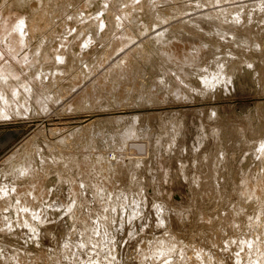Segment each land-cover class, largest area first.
<instances>
[{
    "label": "rangeland",
    "instance_id": "rangeland-1",
    "mask_svg": "<svg viewBox=\"0 0 264 264\" xmlns=\"http://www.w3.org/2000/svg\"><path fill=\"white\" fill-rule=\"evenodd\" d=\"M52 1L53 0H51L50 2L43 5L46 10H48L49 8L51 9V6H53L52 10L54 9L52 12L53 14L52 15L49 14V17L47 19L43 18L44 20H42V19L40 20V19H38L39 18L38 16L33 15L34 13L32 12V10L30 9L29 6H24V5L20 6V7L18 6L15 9L16 11L14 10V12L17 13L19 16H23L22 18H24V19L26 18V20H25L26 21V26H25L26 28H28L29 25L32 23V22H30V20L34 21L33 16L35 17V21H37L39 23V28H35V27L32 28V30H34L33 34L30 33V30L25 33V36L28 38V44H30L32 47H35L37 45V43L42 42V38L45 36H46V38H49L48 39L49 41H51L50 43L47 42L48 40L46 41L47 42L46 48H49V47L50 48L48 49V52H47L49 54V56L44 58V60L45 59L47 60V58H48L47 61L45 60L48 64H44L43 67H47V69L49 68L50 70H52L57 65V66H61V68L64 72L65 71H67V72L69 71V72L66 74L64 73L63 76L61 75L60 78H62L63 80L59 79V81H61L60 84H59L58 79L57 80L53 79V80H51L52 83L51 82L49 83L50 89L48 87L49 90L47 89L46 93L51 95V101L45 102L46 105L49 107L48 111H46L45 113H40V114H37V112L32 111L33 114L26 115V116H20L18 119L7 120L4 123L0 122V165L9 156V154H11L14 150L24 146L26 144V142L29 141L31 138L37 139V141H38L40 137L43 140H45V137H47L48 141L50 139L49 142H51V143L54 142V143H56V145L59 143L60 146L62 145L59 148V150H61V152L58 151L59 155H62V152L63 153L66 152V149H67V153L63 154L64 156L67 154L71 155V153H72L76 157L77 163H76V161H74L75 164L72 163L73 165L71 164L70 166H67L66 170L68 169L69 173L67 171H65V174L66 175L69 174V176H71L73 179L76 178L75 179L76 182H80L82 180H88L86 183H83L82 185L80 183H75L74 186L75 187L79 186L78 188L80 190L84 188V191L89 193V194H87L85 192L83 193L85 200H90V202H87V203L85 202V204H86V205L84 204L85 210L83 209V207L82 208L79 207L80 204L77 203V196L74 193H71L69 191L70 186H68V183L63 182L61 179V176L59 174L56 175L57 172L53 168H49V169L46 168L47 170H44V171L48 174V177H47L48 179L45 180L44 184H45V189H47L49 192V195L50 196L53 195V198L50 197L51 205H53V203L55 204V202L58 203V201H60L62 198H65V202H67V200H68V202L70 203L69 206L70 205L71 206L68 207V204H67L66 208L65 207H59V211H58V207H57V208H53L54 210H51L52 212H50V211H49V213L46 212V217H45L43 224L40 226L38 225L40 230L43 231V232L39 233L38 238L32 237L31 239L27 238V240H26L24 238V237H26V234L23 233L24 227L18 226V224H16V223H15L16 227L14 226V228L12 229L13 230L12 232L16 233V236H14V237L13 236L10 237V235H9V237H7L8 235L6 236L7 238H10V240H11L10 242L7 240L4 241V237H2L4 235V233H2L0 231L2 233V234H0V239L2 240V244L0 243V247H1L0 252L4 253V254L7 253V252H4V250L8 251L6 248L3 247L4 245H6V247L10 250H14V249L16 250V248H17V250L20 251L19 254L26 252V250L28 251L27 256H29V258L27 257L26 259H24L23 257L17 255L18 259L15 260V258H12L15 261L9 262V264L10 263L11 264H31L32 262H33V264H45L46 259L43 256V252L45 255L47 254V252L48 253L53 252L55 249L59 248L60 243L63 242V239L68 240L70 238V236H71L70 233H72L74 231L73 230L74 229V227H73L74 226V217H75L74 215L76 213L78 216H82L83 214H85V215L91 214V213H89L88 208L90 206H92L90 204L93 203V201L95 200V197H94L95 188L92 184L90 185V183H92L91 181L98 178L101 182H103V180H104V183L108 184V187H110L111 191L113 192V193L111 192L112 194L111 193L108 194V197H110L109 200H111V201L114 200V201L109 202V203H111L110 204L111 207H109V209L107 208L105 211V213L108 215L107 221L104 222L103 218L101 220H98L97 223L99 224L100 228L97 227V230L99 232V229H101L99 232L100 236L105 235V238H106L110 235L112 242L114 240V242H113L114 246H115L114 250L117 251V252L113 251V253L116 252V255L115 254H114L115 256L113 255L114 262H119L120 264H131V263L137 264L138 261L135 259H137L136 255H137V252L139 251L141 244H144V242H147V243L148 242L150 243L152 241L154 242V240H156L160 235L162 236L163 234H165L169 230L171 231V229H172V231L175 232L174 234H176L175 236L176 237L178 236L179 240L183 243V246L185 248L184 255L186 253V255L189 257H190V255L193 257H197L194 259L198 260V261L201 258L200 261H204L205 264H208V262L210 264H223L224 262H225L224 264H226V263L230 264L231 261H232L231 264H238L236 262L234 263L233 262L234 260H231V258L229 259L228 257H232V259H233V255H235L234 254L235 250L237 253L238 250L236 248H238L241 240H242L241 243H244L245 242L244 239H246V238L252 239L254 243H260L261 242L260 239H262V242H264V239H263L264 235H262V234H264V220H262V217L264 219V216H263L264 210H262V209H264V206H263V204H264V197H263L264 192H261V191H264V180H263L264 179V173H263L264 164L262 165V163H264V161H263L264 160V131L261 130L264 128V119H263L264 116H262V115H264V110H263L264 109V55H263L264 54V47L261 48V46H264V27H263L264 26L263 25L264 24L263 23L264 22V1L259 0L260 3L262 2L260 4L258 0H242V1L241 0H239V1L238 0H233V1L232 0H230V1L222 0V1H224V3L221 4V2H219V5H217L218 4L217 1H221V0H208V1H206V0H204V1L203 0H155V1L154 0H152V1L151 0H141L142 2L141 1H138V2L134 1V3H133V0H91V3H90V0H64V1L63 0H56L55 2H52ZM1 2H2V4H0V8L6 6L11 1L5 2V1L0 0V3ZM128 2H129V4H128ZM148 2H149V4H148ZM206 2H209L210 4L212 3L211 6L210 5H208V6L211 7L213 10L210 9L208 6H206L207 5ZM122 3H123V5H122ZM213 3H214V5H213ZM240 3H241V7L239 6ZM130 4L131 5L133 4L132 6H134V7L130 6ZM135 4H136V6H135ZM228 4H230V6L232 7V10L234 8V11L230 12L231 7ZM243 4H245L244 7H243ZM250 4H252L254 6L250 7ZM37 5H38V3H37ZM142 5H143V7H142ZM138 6H141V7H138ZM215 6H217V7H215ZM219 6H220V9L223 10V11H221V13H220V10L217 9ZM235 6H238L239 9H238V7H235ZM127 7H128V9H127ZM136 7H137V9H136ZM255 7H257V8L255 9ZM205 8H207V9H205ZM226 8H229V9L227 10ZM132 9L133 10L135 9V10L131 14V12L133 11ZM123 10H125V11H123ZM175 10L177 12H174ZM209 10L214 11V13L208 12ZM217 10L219 12H217ZM255 10H259V11H257V13H256ZM55 11H56V13H55ZM262 11H263V13H260ZM154 12L158 16L155 15ZM215 12H217L219 16H217V13L215 14ZM222 12H224V13H222ZM225 12H226V14H225ZM54 13H55V15H54ZM126 13H128V15H129L128 18L130 20V21L129 20L125 21V22H127L126 25H128V26L125 25L124 26L125 28L122 26H118L119 23H121V22L123 23L124 21H120V22L117 21V24L115 21L114 23L116 24V26H117L116 27L114 25V23L112 22V20L114 21L117 16L121 17L124 20L123 15H125ZM206 13H209V14H206ZM252 13H253V15H252ZM85 14H88L89 17L91 16L92 17L91 19H93V17L96 16L97 20L100 19L103 15H107L108 20L110 18H112V19H110L111 23L110 24L107 23V27L104 26V28L103 27L99 28V25L97 28V26H95L93 23H91V21L90 22L88 21L90 18L88 20H84L85 22L80 21L77 23L76 20H80L82 17H84ZM119 14L120 15L122 14V15L120 16ZM113 15H115V16H113ZM206 15L208 17H206ZM53 16H55V17L52 18ZM98 16H99V18H98ZM257 16H258V19L254 18ZM43 17H45V16L43 15ZM156 17H158V19ZM166 17H168V18H166ZM164 18H166V19L163 20ZM189 18H191V19H189ZM193 18H195V19H193ZM244 18H246V19H244ZM117 19H118V17H117ZM187 19H188V21H187ZM110 20H109V22H110ZM40 21H42V22H40ZM67 22H68V24L66 25L65 23H67ZM138 22L139 23L141 22V23L139 24ZM155 22H156V25H155ZM221 22H222V24H221ZM22 23L25 24V22H22ZM86 23H87V25H86ZM210 24H211V26H210ZM235 24H237V25H235ZM257 24H258V26H257ZM68 25H69V27H68ZM111 25H112L113 30L112 29L110 30ZM113 25L115 28L113 27ZM135 25L137 27H135ZM220 25H221V27L222 26L223 27L221 28ZM227 25H229V26H227ZM260 25H262V27ZM247 26H248L247 30L246 29L243 30L244 27H247ZM251 26H252V29H251ZM241 27H242V29H241ZM253 27H254V29H253ZM135 28H136V30H135ZM183 28H184V30H183ZM185 28H187V29H185ZM36 29H38V30L35 31ZM70 29H71V31H69ZM115 29H117V30H115ZM129 29H130V31H129ZM166 29H168V30H166ZM100 30H102V31H100ZM65 31L67 34L65 33V35H64ZM123 31H124V33H123L124 36L122 34ZM156 31L160 34L158 35V33ZM243 31H246V32L248 31V32L246 33ZM251 31H253V33H251ZM76 32H79L78 35L80 38L78 39V41H79L80 45H79V43H76L75 45L72 44V43L77 42V39L72 38V37H74ZM111 32L113 35L111 34ZM125 32H127V33H125ZM96 33L98 36L96 35ZM116 33L118 35L120 34V36H118ZM254 33H255V35H253ZM90 34H92V35L94 34L93 38H91L92 39L91 41L89 38ZM210 34H212V35H210ZM249 34L251 35V37H249L250 36ZM260 34H261V36H260ZM121 35H122V37H121ZM105 36H106V38H105ZM133 36L135 39L133 38ZM234 36H235V38H234ZM247 36H248V38H247ZM259 36H260V39H259ZM64 37L69 39L70 42H68L69 46L67 48H70L71 50L67 49V51H65L66 47H63V45L60 46L61 41H63ZM86 37L89 38V40H87L88 43L86 40H84V39H86ZM112 37H114V38H112ZM130 38H132V39H131V41L128 42L127 39L130 40ZM219 38H221V41ZM52 39H54V40L52 41ZM111 39H113L114 44L112 43ZM115 39H117V40L115 41ZM119 39H120V41H119ZM121 39H123V42ZM133 39H134V41H133ZM242 39H243V41H241ZM184 40H186V41H184ZM235 40H237V41H235ZM245 40H247V41H245ZM253 40H255L256 42ZM118 41H119V43H117ZM126 41L128 43L131 42L130 45ZM260 41L262 42V44ZM216 42H218V43H216ZM56 43H58V44H56ZM82 43H83V45H82ZM109 43H110V45L112 44L110 46L111 48L108 47ZM123 43H124V45H122ZM188 43H189V45H188ZM222 43H223V45H222ZM229 43L231 45L233 44L232 47L230 46ZM113 45H115V46L113 47ZM118 45L123 46V47L125 46V48H123V47L118 48L119 47ZM215 45H217V46H215ZM105 46L108 47V49ZM44 47L45 46H43V48ZM55 47L57 48L56 50H55ZM135 47H136V50L133 49ZM137 47L141 49V50L138 49L140 52L137 50ZM173 47H174V49H173ZM186 47L187 48L189 47V48L187 49ZM220 47H221V49H220ZM236 47H237V49H236ZM51 48H53V51ZM239 48H242V49H239ZM167 49H169V50H167ZM260 49H262V50H260ZM105 50H107V51H105ZM129 50H130V54H129ZM132 50L133 51L135 50L136 52L134 51L135 52L134 53ZM142 50H143V53H142ZM187 50H188V52H187ZM256 50H258V51H256ZM108 51H110V52L108 53ZM126 51H128V52H126ZM167 51L168 52L171 51V52H169L167 54ZM242 51H243V54H242ZM55 52L57 54L62 53L64 56H66V57H63L62 64L61 63L51 64L52 63L51 60L53 58V57H51V53H52V56H54ZM64 52H66V53H64ZM67 52L68 53L70 52V53L68 54ZM71 52L73 54H75V53L76 54L73 55ZM106 52H107V54H106ZM156 52H157V54H156ZM165 52H166V55H165ZM258 52H259V54H258ZM127 53L129 55V57H128L129 60L127 58L126 59L124 58V56L126 57ZM100 54H102V55H100ZM171 54H173L174 56ZM229 54H231V55H229ZM76 55H78V56H76ZM98 55H100V56H98ZM103 55H105V56H103ZM107 55L110 58L108 57L109 59L107 58V60H106L105 57H107ZM130 55H132V57ZM142 56H144V57H142ZM170 56H173V57H170ZM193 56H194V58H193ZM71 57H72V59H75V60L71 61ZM75 57L76 58L78 57L77 58L78 60ZM215 57H217V58H215ZM97 58H99V59L96 60ZM103 58H104V60H103ZM130 58H132V59H130ZM167 58H169V59L167 60ZM227 58H229L228 60H230V61H228V60L226 61ZM238 59H239V62H237ZM259 59L261 61H259ZM76 60L79 62H76ZM95 60L98 62H96ZM99 60L101 62H99ZM1 61L2 60L0 59V63H1ZM93 61L95 64L92 63ZM72 62L74 64V66L72 65ZM6 63H7V61H4V62L2 61V63L0 64V69L5 70L4 65H6ZM99 63H101V65ZM114 63H115V66L113 65ZM227 63L229 64V66L231 68L229 66H226ZM11 64L12 65L10 67V71H12L14 74H17V73L19 74V71H18L15 63L13 61H11ZM221 64H223V65H221ZM94 65H96V66H94ZM261 65H263V66H261ZM85 66H87V67H85ZM124 66H125V68H124ZM171 66L174 68H172ZM188 66H189V69H188ZM211 66H212V68H211ZM89 67H90L91 73L89 71ZM91 67H93V68H91ZM112 67L115 71L112 69ZM114 67L117 69V71ZM185 67H187V68H185ZM68 68H70V70H67ZM79 68H81V69H79ZM94 68L95 69L97 68V69L95 70ZM92 69H94V70L92 71ZM223 69H225V70H223ZM226 69H228V70H226ZM259 69L261 70V72ZM85 70H86V72H85ZM106 70H109L108 71L109 73ZM123 70H127V72H125ZM230 70H232V71H230ZM110 72H111V75H110ZM228 72H231V74ZM255 72H256V74H255ZM87 73H90V75H88ZM102 73H103V75H102ZM112 73H114V74L112 75ZM167 73H168V75H167ZM233 73H234V76L232 77ZM237 73H238V75H237ZM85 74H87V75L83 76ZM133 74H134L135 78L132 76ZM137 74H138V76L136 77ZM79 75H80V79L78 78ZM96 75L101 76L100 78H102V79L100 80V78H99V80H98V77ZM164 75H166V80L164 79L165 78ZM22 76L24 77V78H22V83L14 88L15 92H14L13 96L18 97L19 101H23L22 102V103H24L23 105L30 107L29 104H31V103H29V102H31V101H30L29 97L32 96L33 90L29 87L28 89H25L24 92H26V94H24L23 92H21V90H22L21 88H22V86H27V84H29V86H32V85L30 83V80L25 75V73L22 74ZM20 77H21V75L19 74L18 76L14 77L13 79L18 81ZM76 77L78 79H76ZM70 78L72 79L73 82L71 81ZM81 78H83V79H81ZM206 78H210V79L212 78V81L216 82L214 84V87L213 86L208 87L206 85V83L204 84L203 80ZM258 78H260V79H258ZM161 79H164V80H161ZM77 80H78V82H76ZM93 81H95V82H93ZM168 81H170V82H168ZM56 82H58V83H56ZM51 84L53 85L52 87H51ZM33 86H35V85H33ZM59 86H62V87H59ZM58 87L60 88L61 93H59L57 91V90H59ZM65 87H66V89H65ZM93 87H96V88L93 89ZM203 87H205V88H203ZM63 88L65 90H63ZM79 88H81V89H79ZM84 88L88 91H85ZM202 88L204 90H202ZM193 89H195V91ZM205 89H207L208 91H206ZM52 90H54V91H52ZM62 90L64 91V93L69 91L70 92V93L68 92L69 95L67 93L64 94ZM196 90H198V93ZM91 91L95 94L92 95ZM176 91H178L177 95L175 93ZM54 93L55 94L57 93V95H52ZM85 94H87L88 96ZM124 94H126V95H124ZM65 95H66V98H65ZM123 95H124V98L127 96L126 97L127 99L125 98V100H126L125 102H124V98L122 97ZM8 96H12V95H8ZM56 96H59L60 99H59V97L57 98ZM73 96H75V97H73ZM91 96H93L94 98ZM55 97H56V99H55ZM82 97H84V98L86 97V98L84 99ZM90 97H91V102H90ZM62 98L63 99L65 98L66 100L61 101ZM38 99L42 100V98L40 96H38ZM70 99H72V100L74 99L73 102ZM86 99H88V100H86ZM94 99H96V100H94ZM122 99H123V102H122ZM60 101H61V103H60ZM76 101H77V104L75 103ZM116 101H119V102H116ZM57 102H58V104H57ZM92 102H94V103H92ZM95 102L99 107L95 104ZM17 103L20 104L19 102H17ZM64 103H65L66 107H65ZM75 104L77 107L74 106L75 109H71V108H73L72 105H75ZM20 105H22V104H20ZM23 105L21 106V108H23ZM78 105H80V107H78ZM33 106L36 107L35 105H33ZM38 107H40V105H38ZM259 107L263 112L258 109ZM28 110H29V112L31 111V109H28ZM177 113H179V114H177ZM256 115H258V116H256ZM218 117H219V119H218ZM245 118H246V120H245ZM235 119H236V122H235ZM171 120H172V122H171ZM241 120L246 121V122H242ZM88 121L89 122L93 121L92 124H94V125L91 124L90 125L91 128L88 127V129H87V127L85 125L87 123H89ZM237 122L238 123L241 122L242 124L240 123L239 125H237L238 124ZM164 123H166V125ZM176 123H177V125H176ZM260 123H262V124H260ZM170 124H172V125H170ZM169 125H170V127H168ZM262 125H263V127H262ZM95 126H96V128H95ZM218 127L220 129H218ZM232 127L234 128V130ZM129 128H130V130H129ZM148 128L150 129V131ZM172 130H173V132H172ZM42 131H43V133H42ZM83 131H84V133H83ZM121 131H122V133H121ZM125 131H126V133H125ZM127 131H128V133H127ZM130 131H132V132H130ZM88 132H90V133H88ZM147 132L149 134H146ZM174 132H176V133H174ZM85 133H87V137L89 138V140L86 139ZM130 133H132L133 135H131ZM170 133H172V134H170ZM200 133L201 134L203 133V134L201 135ZM210 133L212 134L211 137H212L213 141H215L216 143L212 141V139L210 137V135H211ZM244 133H245V135H244ZM72 134L74 137L72 136ZM208 134H210L209 138L206 137V135H208ZM254 134H255L256 139L254 138ZM77 135H78V137H77ZM88 135H91V138ZM127 135H129L130 138L127 137ZM161 135H162V137H161ZM97 136H98V139L96 140L95 138H97ZM136 136H138V137H136ZM151 136H152V138H151ZM157 136H159V137H157ZM168 136H170L171 139H169ZM251 136H253V137L250 138ZM92 137H93V140H91ZM166 137H168V138H166ZM74 138H77V139H74ZM136 138H138V139H136ZM173 138L174 139L176 138V140H174ZM257 139L259 140V142ZM63 140H64V142L66 141L67 143L62 142ZM70 140H71V143H69ZM120 140L121 141L123 140V141L120 142ZM127 140H129V142H127ZM150 140L151 141L153 140V142H151ZM171 140H173L172 141L173 143L170 142ZM91 141L93 143L95 141H97V142L93 144ZM197 141H199V142H197ZM200 141H201V144H200ZM125 143H127V144L125 145ZM155 143H157V145H155ZM69 144L71 145L72 148H73L72 145H74V147L76 149L73 148V149H75V150H73ZM119 144H122L124 146L119 145ZM166 144L167 145L169 144L168 146L170 148H168V146ZM59 145H57V146H59ZM64 145H66V147ZM67 146L69 149L71 148L72 151L71 150L69 151ZM207 147H208V151H207ZM79 148H81L84 151H82L81 149H80L81 150L80 151ZM63 149H64V151H63ZM159 149L161 152L159 151ZM170 149H171V152H169ZM103 150H104L105 154H104V152L102 153ZM154 150H156V151H154ZM209 150H211V151H209ZM205 151H207V153ZM80 152H82V153H80ZM90 152H91V154H90ZM152 153L154 155H152ZM257 153H258V155H257ZM164 154H166V155H164ZM199 154H201V155H199ZM80 155H82V156H80ZM146 155L148 157L149 156L150 157L146 158L147 157ZM172 155L173 156L176 155L177 157L176 156L173 157ZM202 155H203V157H202ZM208 155L210 157H208ZM115 156H118L119 159H117L118 157H115ZM131 156H132V158H131ZM211 156H212L213 160H212ZM138 157H140L141 160ZM168 157H170V158L168 159ZM122 158H123V161H122ZM195 158L197 160H195ZM215 158L218 159V161H216ZM259 158H261V159H259ZM199 159L200 160L202 159V160L198 161ZM113 160H115V161H113ZM104 161H105V163H104ZM137 161H139V162L136 163ZM114 162H116V163H114ZM204 162H207V163H205L206 166H208V163L210 162L211 164L209 163V166H211V167L206 168V166H204V164H203ZM39 163L40 162L38 161V164ZM95 164H96V166H95ZM99 164H100V166H99ZM169 164L171 166H169ZM202 164L204 167L202 166ZM112 165L117 167V168L114 167L115 168L114 169ZM160 165H161V167H160ZM193 165H195L196 167ZM84 166H86L87 168ZM97 167H99V170ZM102 167L104 170H107V172L100 169ZM162 167H163L164 171H163ZM173 167H175V168H173ZM197 167H198V170H197ZM71 168H73V169H71ZM195 168H196V170H195ZM171 169H173V171H171ZM52 170H54V171H52ZM70 170H71V172H70ZM156 170H158V171H156ZM202 170H204V171H202ZM159 171H160V173H159ZM165 171L167 174L165 173ZM51 172H53V173H51ZM125 172H126V174H125ZM172 172H174L173 173L174 175L172 174ZM178 172H179V174H178ZM188 172L190 175L188 174ZM132 173H133V175H132ZM148 173H150L152 175L148 176ZM86 174L89 176V178L87 177ZM105 174H106V176H105ZM244 174H246V175H244ZM84 175H86V176H84ZM142 175H143V177H142ZM254 175L255 176L257 175V176L255 177ZM104 176L106 179L104 178ZM158 176H162V177H158ZM167 176H168V178H167ZM260 176H262L263 179ZM93 177H94V179H93ZM129 177L132 178L131 181H130ZM136 177H137V179H136ZM195 177H196V179H195ZM244 177H246V178L244 179ZM251 177H253L255 179L253 180V179H251ZM110 179L112 180V182L110 181ZM188 179H190V180H188ZM49 180H50V182H49ZM143 180H144V182H143ZM158 181L161 183H159ZM119 182H120V185H119ZM259 183H261L262 185ZM158 184H160V188H159ZM210 184H212V185H210ZM249 184H250V186H249ZM111 185L113 187H111ZM147 185L149 187H147ZM152 185H154L156 187H154ZM90 186H92V187L90 188ZM182 186H184V187L182 188ZM200 186H201V188H200ZM62 187H63V189H62ZM211 187H212V189H211ZM236 187H237L238 191L236 190ZM259 187H260V189H259ZM131 188L133 190H131ZM213 188L216 191L215 195H214L215 191L213 190ZM248 188H249V192H248ZM143 189H145V190H143ZM223 189H225L223 192L224 194H222V192H221ZM147 190H148V193H147ZM181 190H183V191H181ZM211 190H212V193L210 192ZM127 191L131 192L129 194L131 198L128 195L129 192H127ZM121 192H122V194L123 193L124 194L122 195ZM132 192L134 194H132ZM145 192L147 195L145 194ZM158 192H159V194H158ZM172 192H173V194H172ZM207 192H209V194ZM226 192H228V193H226ZM197 193H198V195H197ZM242 193H243V195H242ZM250 193H251V196H250ZM125 194H126V196H125ZM151 194H153V195H151ZM187 194H189V195H187ZM216 194H218V195H216ZM259 194L262 197V198H260V196H259V198L262 201H260V199L258 198ZM60 195L63 197L61 198ZM67 195H68V197H67ZM86 195L87 196L89 195L90 198L87 197ZM186 195H187V198H186ZM193 195H194V197H193ZM234 195L236 196V198L234 197ZM245 195L247 196L246 198H245ZM78 196L80 198V200H78V201L81 203V196L79 194H78ZM218 196H220V197L226 196V197H224V199H225L224 200L223 198L221 199ZM118 197L121 198V199H119V201H118ZM135 197H138L139 199L135 198ZM172 197H173V199H172ZM251 197H252L253 201L249 200V199H251ZM102 198H104V197H102ZM169 198H171V199H169ZM238 198H239V201H238ZM115 199H117V200H115ZM126 199H128V200H126ZM150 199H152V202ZM240 199L241 200L245 199V200H243V203L245 205L242 207H241V204L243 205V203ZM246 199L249 201H246ZM255 199H257L259 202H261L260 203L261 205ZM173 200L175 202H173ZM179 200L182 202V204H177V202H179ZM235 200L238 202H236ZM143 201H145V202H143ZM147 201H148V203H147ZM131 202L133 205L131 204ZM139 202H142V204ZM168 202H169V204H168ZM181 202H179V203H181ZM247 202H248V204H247ZM114 203L116 205L117 204H121V205L116 206ZM122 203L123 204L125 203V204L123 205ZM127 203H129V204H127ZM164 203H166L167 205ZM203 203H205V204H203ZM217 203H219L220 206ZM238 203H240V204L238 205ZM140 204L145 205V206L143 207ZM151 204H153V205H151ZM197 204H199L200 206ZM257 204L260 205L259 206L260 208H258V209L256 208V207H258ZM126 205L129 207H127ZM150 205H151V207H150ZM158 205L162 206L163 208L160 209V207ZM168 205H170V206L168 207ZM176 205H177V207H176ZM234 205H235V210H234ZM255 205H256V207H255ZM135 206H136V208H135ZM188 206H190V207H188ZM225 206H226V208H225ZM237 206H240L241 208H239V207L237 208ZM118 207H119V210H118ZM121 207H122V209H121ZM141 207H143V208H141ZM158 207L160 210L158 209ZM175 207H176L177 211H176ZM198 207H200V208H198ZM63 208H65V209H63ZM131 208H133V210ZM227 208H228V211L226 210ZM247 208H248V210H247ZM143 209H146V210L144 211ZM147 209H149V210L147 211ZM155 209H156V211L158 209L159 212H156ZM198 209H200V211ZM202 209L204 210V212H206L210 216L207 217L208 215L206 213H204ZM222 209H224V210H222ZM28 210H29V208H28ZM63 210H66V211L62 212ZM131 210H132V212H131ZM141 210H142V212H141ZM162 210L164 212L167 211V213H168L167 214L165 212L167 214V216H165L166 214L163 213L166 221L164 223H162L163 224L162 227L165 226V230L163 228H161V226H159L160 224L158 225V223H157L161 219L160 214H161V212H163ZM195 210H197L199 213ZM119 211L122 213H120ZM128 211L130 214L128 213ZM174 211H176V212H174ZM220 211H221V214H220ZM224 211H225V213H224ZM173 212L175 213L174 215H173ZM195 212H197V213H195ZM227 212L228 213L230 212V214H228ZM241 212H242V215L239 214ZM252 212H253V215L251 214ZM126 213H127V216H126ZM201 213H203L205 215H202ZM259 213H262V214L260 215ZM47 214H49V215H47ZM55 214H57V216ZM128 214H129V216H132L131 219L128 217ZM133 214L134 215L137 214V216L134 217ZM170 214L172 216L176 217L177 219L176 218L174 219V217H172ZM7 215H9V214H7ZM59 215H61V216L59 217ZM169 215L172 217L171 219H169ZM183 215H184V217H183ZM191 215H192V217H191ZM218 215H219V218L217 217ZM225 215H227L228 218H225L226 217ZM254 215H255V217H254ZM49 216H51V218L54 219L56 222L57 221H62V222H59V224H58V222L56 223L54 220L52 221V219ZM115 216H117V218ZM120 216H123V218ZM153 216H155V217H153ZM177 216L179 217V219ZM195 216H196V218H195ZM211 216H212V218L210 219ZM223 216H225V217H223ZM257 216L259 217V220H258ZM113 217H115L118 220V222ZM119 217H120V219H119ZM143 217H145V218H143ZM204 217H206V218H204ZM233 217H235V219ZM244 217H246V218H244ZM60 218H61V220H60ZM111 218L114 221H112ZM157 218H158V220H157ZM184 218L186 221H184ZM192 218H193V220H194V218L196 219L193 221V222H195V224L193 223L194 225L191 224ZM198 218H199V222H198ZM132 219H133V221H132ZM151 219L153 220V222L155 221L154 222L155 224H153ZM172 219H174L175 222ZM219 219L221 221H219ZM122 220H124V222H122ZM176 220H177V222L180 220L182 225L180 222L177 223ZM203 220H204V222L206 221L207 223L206 222L202 223L201 221H203ZM119 221L121 224L119 223ZM125 221H126V223H125ZM167 221H170L171 225H170V222H167ZM196 221H197V224H196ZM212 221H214V222H212ZM232 221H234V222H232ZM49 222H52L54 225L52 223H49ZM150 222H152V223L150 224ZM184 222L188 225V227H187V225H185ZM210 222H212V223L210 224ZM130 223H132V224H130ZM167 223L169 225H167ZM122 224H124V225L127 224L126 225L127 227L122 226ZM142 224L144 225V227H142L143 226ZM198 224L202 225L206 229L203 227H200V225H198ZM205 224L208 226H205ZM209 224L211 225V227H209L210 226ZM236 224H237V226H236ZM58 225H60V226H58ZM115 225H117V226H115ZM155 225H157L156 227H158V229L160 227V229L158 230L156 227H154ZM238 225H240V226L238 227ZM107 226H108V228H110V230L104 231L107 229ZM119 226H120V228H119ZM171 226H172V228H170ZM173 226H175V227H173ZM181 226L183 227V229L185 226V229L183 230ZM197 226L200 228H197ZM116 227H117V229H116ZM167 227L169 230L167 229ZM241 227H243L242 228V230L244 229L243 231L241 230ZM245 227H248L249 230ZM259 227H261V228H259ZM121 228H122V230H121ZM126 228H128L129 230ZM207 228L211 229V230H208ZM239 228H240V230L238 231ZM62 229H65V230H62ZM112 229H114V230H112ZM150 229H152V230H150ZM162 229L166 232H164ZM178 229H180V230L182 229L183 232H182V230L179 231ZM196 229H198V231H196ZM202 229H203V231H202ZM45 230L47 232L46 235H49L50 238L48 236L44 235ZM59 230H60V232H59ZM130 230H132V232L134 234L131 233ZM144 230H146V231H144ZM161 230H162V232H158ZM190 230H191V233H190ZM136 231H137V233H136ZM138 231H139V233H138ZM140 231H142L141 233H144V235L141 234ZM221 231H223V232H221ZM252 231H254V232H252ZM259 231H261V232H259ZM112 232H114V233L112 234ZM146 232H147V235H146ZM192 232H194L196 234H194V233L192 234ZM67 233L69 234V236ZM129 233H130V235H132L131 239H130L131 236L129 235ZM199 233H200V235H199ZM250 233H251V236L252 235L254 236V233H255V236L254 237L252 236L251 238H249ZM61 234H64V235L61 236ZM114 234H116V235H114ZM139 234H140V236H139ZM156 234L159 236H157ZM185 234L187 235L188 239H189L188 235H190V240H188L186 238ZM17 235H19V236H17ZM41 235H42V237L43 236L44 237L42 238ZM127 235H128L130 240L128 239ZM179 235H181V238ZM195 235H199V237H197V236L195 237ZM63 236L64 237L66 236V237L64 238ZM133 236L136 238L133 239L134 238ZM137 236H138V238H137ZM141 236L143 238L142 243H141V240H142ZM227 236L229 238H227ZM258 236L260 239L258 238ZM47 237L49 239H47ZM34 238H35V240H34ZM122 238H127L128 240L123 239L121 241ZM152 238H153V240H152ZM182 238H183V241H182ZM193 238H194V240H193ZM242 238H244V239H242ZM253 238L256 240H254ZM135 240H137V241H135ZM186 240H188V241H186ZM214 240H216V241H214ZM190 241H193V242H190ZM231 241L234 243L232 244ZM237 241H239V242H237ZM132 242H134V243H132ZM136 242H138L140 244H136ZM187 242H189V243H187ZM223 242H224V244H223ZM225 242L227 244V247H229V248L231 247V249L226 248ZM262 242H261V244H263ZM46 243H48V244H46ZM50 243H52V245ZM118 243H120L121 245H119ZM190 243H192V244L189 245ZM215 243H216V245H215ZM229 243H231V245H235V246L233 247ZM11 244H12V246H10ZM46 245H48V246H46ZM136 245L137 246L140 245V246H138V248H137ZM220 245H221V247L223 246L224 249L219 248ZM51 246H53V247H51ZM124 246H126V248ZM187 246H189V247H187ZM190 246H192V247H190ZM201 246H208V248L210 247L209 249H211V250H208V248L206 247V249L209 251V252H207V250L204 247L201 248ZM127 247L129 250L127 249ZM3 248H4V250L2 251ZM218 248L222 251V253L220 252V250H218ZM28 249H30L32 251H29ZM196 249H198L199 251L202 250L201 255L203 254V257L200 255V252L198 250L197 251L199 253L196 251ZM33 250H35V252L37 251L38 254H37V252L35 253ZM214 250H215V253H213ZM223 250H225L224 253H223ZM241 250L242 249H240L239 252ZM39 251L41 252V254ZM126 251L127 252L129 251L128 253H130V254H127ZM245 251L246 250H244L243 252H245ZM258 251H260V250H258ZM80 252L83 253L82 250H80ZM190 252L193 254H190ZM194 252H196V253H194ZM243 252H242V254H244ZM34 253L37 255H34ZM205 253H208V254L212 253V254L211 255L209 254V257L207 258L208 254H205ZM216 253H218V254H216ZM226 253L228 255L229 254H231V255L228 256ZM224 254H226L228 257L225 256ZM198 255H199V257H198ZM244 255H246V252ZM41 256H43V258ZM211 256H213V257H211ZM210 257H211V259L209 260ZM214 257H216L219 261ZM220 258L223 261H221ZM119 259H121V261ZM123 259H124V261H123ZM125 259L127 260V262ZM128 260H130V261H128ZM211 260H213V262H217V261L218 262L212 263ZM146 262L143 264H146Z\"/></svg>",
    "mask_w": 264,
    "mask_h": 264
},
{
    "label": "bare ground",
    "instance_id": "bare-ground-1",
    "mask_svg": "<svg viewBox=\"0 0 264 264\" xmlns=\"http://www.w3.org/2000/svg\"><path fill=\"white\" fill-rule=\"evenodd\" d=\"M2 1H11V2H9V4H7L6 6H4V7H2V8H0V59L4 62V61H7V63H6V65H4V68H5V70H3V69H0V122L2 123H4L5 121H7V120H13V119H18L20 116H26V115H30V114H33L32 113V111H35V112H37V114H40V113H45L46 111H48V109H49V107L46 105V101H51V95H49L48 93H46V90L48 89V87H49V89H50V85H49V83L51 82V80H57L58 79V81H59V79H61V80H63L62 78H60L61 77V75L63 76L64 75V73L66 74V73H68L67 71H63L62 70V68H61V66H55L52 70H50L49 68L47 69V67H43V65L44 64H48L46 61L48 60V58H47V60L45 61L44 60V58H46L47 56H49V54L47 53L48 52V49L50 48H46L47 46H46V43L47 42H51V41H49L48 39L49 38H46V36L45 37H43L42 38V42H39V43H37V45L35 46V47H32L30 44H28V38L25 36V33L26 32H28L29 30H30V33L31 34H33V32H34V30H32V28L33 27H35V28H39V23L37 22V21H35V17L33 16V18H34V21H31L30 20V22H32L30 25H29V27L28 28H26L25 26H26V18L24 19V18H22L23 16H19L17 13H15L14 12V10L19 6H29L30 7V9L32 10V12L34 13L33 15H35V16H38L39 18L38 19H42V20H44V19H47L48 17H49V14H53L52 12H53V10H52V7L53 6H51V9L49 8L48 10H46L45 8H44V6L43 5H45L46 3H48V2H50L51 0H2ZM56 0H53L52 2H55ZM64 1V0H63ZM134 1L135 2H138V1H141V0H133V3H134ZM152 1V0H151ZM155 1V0H154ZM153 1V2H154ZM204 1V0H203ZM206 1H208V0H206ZM225 1V0H224ZM224 1H217L218 2V4L217 5H219V2H221V4L222 3H224ZM228 1H230V0H228ZM233 1V0H232ZM239 1V0H238ZM237 1V2H238ZM242 1V0H241ZM259 1V0H258ZM261 1V0H260ZM260 1H259V3H260ZM264 1V0H263ZM117 2V1H116ZM120 2V1H119ZM123 2V1H122ZM132 2V1H131ZM142 2V1H141ZM150 2V1H149ZM149 2H148V4H149ZM210 2V1H209ZM209 2H206L207 3V5L206 6H208V5H210L211 6V4L209 3ZM37 3H38V5H37ZM90 3H91V0H90ZM115 3V2H114ZM151 3V2H150ZM156 3V2H155ZM160 3V2H159ZM204 3V2H203ZM242 3V2H241ZM241 3H240V7H241ZM262 3V2H261ZM260 3V4H261ZM0 4H2V2L0 3ZM4 4V3H3ZM128 4H129V2H128ZM152 4V3H151ZM201 4V3H200ZM205 4V3H204ZM232 4V3H231ZM37 5V6H36ZM122 5H123V3H122ZM126 5V4H125ZM133 5V4H132ZM131 4H130V6H132ZM157 5V4H156ZM213 5H214V3H213ZM225 5V4H224ZM229 6H230V4H228ZM244 5L245 4H243V7H244ZM2 6V5H1ZM129 6V7H130ZM135 6H136V4H135ZM153 6V5H152ZM200 6V5H199ZM202 6V5H201ZM204 6V5H203ZM251 6H254V5H252V4H250V7ZM55 7V6H54ZM132 7H134V6H132ZM138 7H141V6H138ZM142 7H143V5H142ZM149 7V6H148ZM205 7V6H204ZM209 7V6H208ZM215 7H217V6H215ZM223 7V6H222ZM231 7V6H230ZM235 7H238V6H235ZM259 7V6H258ZM152 8V7H151ZM200 8V7H199ZM210 9H212L211 7H209ZM224 8V7H223ZM257 7H255V9H256ZM126 9V8H125ZM127 9H128V7H127ZM131 9V8H130ZM136 9H137V7H136ZM189 9V8H188ZM205 9H207V8H205ZM218 10H220V13H221V11H223V10H221L220 9V6L217 8ZM227 10L229 9V8H226ZM238 9H239V7H238ZM237 9V10H238ZM133 10V9H132ZM135 10V9H134ZM134 10L131 12L130 10V12H131V14L134 12ZM145 10V9H144ZM151 10V9H150ZM180 10V9H179ZM213 10V9H212ZM217 10V12H219ZM231 10V11H230ZM229 11L230 12H232V11H234V8H233V10H232V7H231V9H230ZM236 10V11H237ZM242 10V9H241ZM252 10V9H251ZM254 10V9H253ZM16 11V10H15ZM123 11H125V10H123ZM128 11V10H127ZM149 11V10H148ZM207 11V10H206ZM225 11V10H224ZM243 11V10H242ZM241 11V12H242ZM247 11V10H246ZM256 11V13H257V11H259V10H255ZM261 11V10H260ZM152 12V11H151ZM156 12V11H155ZM155 12H154V14H155ZM174 12H177L176 10L174 11ZM208 12H213L214 13V11H208ZM217 12H215V14L217 13ZM227 12V11H226ZM226 12H225V14H226ZM249 12V11H248ZM55 13H56V11H55ZM55 13H54V15H55ZM123 13V12H122ZM222 13H224V12H222ZM255 13V14H256ZM260 13H263V11L262 12H260ZM206 14H209V13H206ZM214 14V15H215ZM230 14V13H229ZM247 14V13H246ZM251 14V13H250ZM43 15L45 16V17H43ZM120 15V14H119ZM122 15V14H121ZM120 15V16H121ZM155 15H157V14H155ZM222 15V14H221ZM224 15V14H223ZM252 15H253V13H252ZM261 15V14H260ZM57 16V15H56ZM113 16H115V15H113ZM112 16V17H113ZM124 16V20L121 18V17H119V16H117L118 17V19H117V17L115 18V20L113 21L112 20V22L114 23L115 21H116V24H117V21L118 22H120V21H124L123 23L121 22V23H119L118 24V26H122V27H124L125 25H126V23L127 22H125V21H128L129 20V18H128V13H126L125 15H123ZM158 16V15H157ZM160 16V15H159ZM180 16V15H179ZM203 16V15H202ZM217 16H219L218 15V13H217ZM227 16V15H226ZM229 16V15H228ZM231 16V15H230ZM244 16V15H243ZM255 16V15H254ZM55 16H53L52 18H54ZM133 17V16H132ZM175 17V16H174ZM206 17H208L207 15H206ZM234 17V16H233ZM260 17V16H259ZM44 18V19H43ZM90 18V19H89ZM92 17L90 16L89 17V15L88 14H85L84 15V17H82L80 20H76V22L78 23V22H80V21H84V20H88L89 22L91 21V23H93L95 26H97V28H98V25H99V28L101 27H103L104 28V26L105 27H107V23L108 24H110L111 23V20L110 19H112V18H110L109 20H110V22H109V20L107 19L108 17H107V15H103L100 19H98L97 20V17L95 16V17H93V19H91ZM98 18H99V16H98ZM157 19H158V17H156ZM166 18H168V17H166ZM166 18H164L163 20H165ZM222 18V17H221ZM220 18V19H221ZM224 18V17H223ZM232 18V17H231ZM230 18V19H231ZM247 18V17H246ZM246 18H244V19H246ZM253 18V17H252ZM254 18H257L258 19V16L257 17H254ZM117 19V20H116ZM135 19V18H134ZM133 19V20H134ZM189 19H191V18H189ZM193 19H195V18H193ZM199 19V18H198ZM239 19V18H238ZM248 19V18H247ZM162 20V19H161ZM160 20V21H161ZM201 20V19H200ZM218 20V19H217ZM130 21V20H129ZM135 21V20H134ZM133 21V22H134ZM187 21H188V19H187ZM198 21V20H197ZM202 21V20H201ZM246 21V20H245ZM22 22H25V24H23ZM40 22H42V21H40ZM85 22V21H84ZM185 22V21H184ZM183 22V23H184ZM200 22V21H199ZM205 22V21H204ZM219 22V21H218ZM231 22V21H230ZM240 22V21H239ZM251 22V21H250ZM259 22V21H258ZM129 23V22H128ZM137 23V22H136ZM139 23V22H138ZM141 23V22H140ZM139 23V24H140ZM193 23V22H192ZM220 23V22H219ZM243 23V22H242ZM257 23V22H256ZM260 23V22H259ZM264 23V22H263ZM66 25L68 24V22L67 23H65ZM81 24V23H80ZM83 24V23H82ZM116 24L114 23V25L116 26ZM131 24V23H130ZM134 24V23H133ZM158 24V23H157ZM160 24V23H159ZM185 24V23H184ZM208 24V23H207ZM221 24H222V22H221ZM225 24V23H224ZM223 24V25H224ZM84 25V24H83ZM82 25V26H83ZM86 25H87V23H86ZM90 25V24H89ZM114 25H113V27H114ZM137 25V24H136ZM135 25V27H137ZM155 25H156V22H155ZM235 25H237V24H235ZM242 25V24H241ZM264 25V24H263ZM81 26V27H82ZM92 26V25H91ZM94 26V27H95ZM126 26H128V25H126ZM141 26V25H140ZM145 26V25H144ZM182 26V25H181ZM187 26V25H186ZM191 26V25H190ZM189 26V27H190ZM193 26V25H192ZM210 26H211V24H210ZM227 26H229V25H227ZM249 26V25H248ZM248 26L247 27H244V29L243 30H247V28H248ZM257 26H258V24H257ZM261 27H262V25H260ZM68 27H69V25H68ZM71 27V26H70ZM117 27V26H116ZM184 27V26H183ZM188 27V26H187ZM220 27H221V25H220ZM223 27V26H222ZM221 27V28H222ZM232 27V26H231ZM237 27V26H236ZM264 27V26H263ZM83 28V27H82ZM115 28V27H114ZM125 28V27H124ZM127 28V27H126ZM139 28V27H138ZM177 28V27H176ZM181 28V27H180ZM109 29V28H108ZM113 30V28H112V25H111V28H110V30ZM141 29V28H140ZM149 29V28H148ZM158 29V28H157ZM160 29V28H159ZM169 29V28H168ZM168 29H166V30H168ZM171 29V28H170ZM175 29V28H174ZM182 29V28H181ZM185 29H187V28H185ZM241 29H242V27H241ZM251 29H252V26H251ZM253 29H254V27H253ZM38 29H36L35 31H37ZM103 30V29H102ZM102 30H100V31H102ZM115 30H117V29H115ZM135 30H136V28H135ZM172 30V29H171ZM183 30H184V28H183ZM191 30V29H190ZM250 30V29H249ZM259 30V29H258ZM262 30V29H261ZM69 31H71V29L69 30ZM68 31V32H69ZM125 31V30H124ZM124 31L122 32V34L124 33ZM129 31H130V29H129ZM140 31V30H139ZM161 31V30H160ZM164 31V30H163ZM236 31V30H235ZM108 32V31H107ZM118 32V31H117ZM157 32V31H156ZM165 32V31H164ZM170 32V31H169ZM168 32V33H169ZM188 32V31H187ZM210 32V31H209ZM222 32V31H221ZM225 32V31H224ZM243 32H246V31H243ZM248 32V31H247ZM246 32V33H247ZM255 32V31H254ZM65 33H66V31L64 32V35H65ZM78 33L79 32H76L75 33V35H74V37H72V38H75V39H77V42H75V43H72V44H76V43H79V41H78V39L80 38L79 37V35H78ZM86 33V32H85ZM114 33V32H113ZM125 33H127V32H125ZM130 33V32H129ZM154 33V32H153ZM158 33V32H157ZM215 33V32H214ZM251 33H253V31H251ZM67 34V33H66ZM111 34H112V32H111ZM117 34V33H116ZM132 34V33H131ZM140 34V33H139ZM160 33H158V35H159ZM217 34V33H216ZM229 34V33H228ZM238 34V33H237ZM241 34V33H240ZM245 34V33H244ZM262 34V33H261ZM261 34H260V36H261ZM77 35V36H76ZM94 35V34H93ZM93 35L92 34H90L89 36V38H90V41L92 40L91 38H93ZM96 35H97V33H96ZM110 35V34H109ZM113 35V34H112ZM118 35V34H117ZM130 35V34H129ZM210 35H212V34H210ZM209 35V36H210ZM218 35V34H217ZM250 35V34H249ZM253 35H255V33L253 34ZM252 35V36H253ZM259 35V34H258ZM257 35V36H258ZM50 36V35H49ZM63 36V35H62ZM83 36V35H82ZM98 36V35H97ZM108 36V35H107ZM118 36H120V34L118 35ZM123 36H124V34H123ZM128 36V35H127ZM126 36V37H127ZM157 36V35H156ZM214 36V35H213ZM226 36V35H225ZM224 36V37H225ZM256 36V37H257ZM260 36H259V39H260ZM111 37V36H110ZM121 37H122V35H121ZM137 37V36H136ZM211 37V36H210ZM220 37V36H219ZM249 37H251V35L249 36ZM52 38V37H51ZM65 38V37H64ZM63 38V41H61V44H60V46H62L63 45V47H66L65 48V51H67V49H69V50H71L70 48H67L68 46H69V43L68 42H70L69 41V39H67V38H65L64 39ZM88 37H86V39H84V40H89V38L87 39ZM105 38H106V36H105ZM108 38V37H107ZM112 38H114V37H112ZM117 38V37H116ZM133 38H134V36H133ZM234 38H235V36H234ZM247 38H248V36H247ZM253 38V37H252ZM44 39V40H43ZM109 39V38H108ZM124 39V38H123ZM123 39H121L122 40V42H123ZM129 39V38H128ZM127 39V41L129 42V41H131V39L132 38H130V40H128ZM135 39V38H134ZM134 39H133V41H134ZM215 39V38H214ZM220 39V41H221V38H219ZM245 39V38H244ZM254 39V38H253ZM48 40V41H47ZM54 39H52V41H53ZM60 40V39H59ZM81 40V39H80ZM112 40V43H113V39H111ZM117 39H115V41H116ZM161 40V39H160ZM164 40V39H163ZM166 40V39H165ZM205 40V39H204ZM263 40V39H262ZM47 41V42H46ZM85 41V42H86ZM89 41V42H90ZM96 41V40H95ZM119 41H120V39H119ZM119 41L117 42V43H119ZM126 41V42H127ZM132 41V42H133ZM144 41V40H143ZM184 41H186V40H184ZM212 41V40H211ZM223 41V40H222ZM230 41V40H229ZM235 41H237V40H235ZM239 41V40H238ZM241 41H243V39L241 40ZM245 41H247V40H245ZM250 41V40H249ZM253 41H255V40H253ZM82 42V41H81ZM127 42V43H128ZM165 42V41H164ZM251 42V41H250ZM256 42V41H255ZM261 42V41H260ZM87 43H88V41H87ZM92 43V42H91ZM116 43V42H115ZM116 43V44H117ZM125 43V42H124ZM124 43L122 44V45H124ZM131 43V42H130ZM130 43H128L129 45H130ZM144 43V42H143ZM149 43V42H148ZM167 43V42H166ZM216 43H218V42H216ZM220 43V42H219ZM226 43V42H225ZM52 44V43H51ZM56 44H58V43H56ZM85 44V43H84ZM114 44V43H113ZM115 44V45H116ZM127 44V45H128ZM141 44V43H140ZM139 44V45H140ZM145 44V43H144ZM168 44V43H167ZM172 44V43H171ZM230 44V43H229ZM261 44H262V42H261ZM79 45H80V43H79ZM82 45H83V43H82ZM109 46V48H111L110 46L112 45H110V43L108 44ZM115 45H113V47L115 46ZM121 45V44H120ZM128 45V46H129ZM162 45V44H161ZM173 45V44H172ZM176 45V44H175ZM188 45H189V43H188ZM191 45V44H190ZM219 45V44H218ZM221 45V44H220ZM222 45H223V43H222ZM233 45V44H232ZM232 45L230 44V46L232 47ZM43 46H45L44 48H43ZM51 46V45H50ZM57 46V45H56ZM73 46V45H72ZM107 46V45H106ZM105 46V47H106ZM117 46V45H116ZM119 46V45H118ZM144 46V45H143ZM160 46V45H159ZM184 46V45H183ZM182 46V47H183ZM187 46V45H186ZM192 46V45H191ZM215 46H217V45H215ZM244 46V45H243ZM251 46V45H250ZM62 47V48H63ZM81 47V46H80ZM108 47H106L107 49H108ZM120 47H123V46H119L118 48H120ZM139 47V46H138ZM137 47V50L138 49H140V48H138ZM145 47V46H144ZM167 47V46H166ZM169 47V46H168ZM175 47V46H174ZM174 47H173V49H174ZM178 47V46H177ZM190 47V46H189ZM188 47V48H189ZM198 47V46H197ZM219 47V46H218ZM229 47V46H228ZM255 47V46H254ZM262 47H264V46H261V48ZM26 48V49H25ZM61 48V47H60ZM76 48V47H75ZM105 48V49H106ZM123 48H125V46L123 47ZM122 48V49H123ZM164 48V47H163ZM162 48V49H163ZM187 48V47H186ZM187 48V49H188ZM192 48V47H191ZM210 48V47H209ZM52 49V51H53V48H51ZM50 49V50H51ZM57 48L55 47V50H56ZM64 49V48H63ZM133 49H135L136 50V47L135 48H133ZM143 49V48H142ZM147 49V48H146ZM176 49V48H175ZM214 49V48H213ZM220 49H221V47H220ZM223 49V48H222ZM236 49H237V47H236ZM239 49H242V48H239ZM62 50V49H61ZM84 50V49H83ZM113 50V49H112ZM118 50V49H117ZM134 50V51H135ZM141 50V49H140ZM148 50V49H147ZM158 50V49H157ZM166 50V49H165ZM167 50H169V49H167ZM193 50V49H192ZM191 50V51H192ZM260 50H262V49H260ZM64 51V50H63ZM62 51V52H63ZM103 51V50H102ZM105 51H107V50H105ZM114 51V50H113ZM133 51V50H132ZM133 51V52H134ZM139 51V50H138ZM160 51V50H159ZM163 51V50H162ZM212 51V50H211ZM229 51V50H228ZM252 51V50H251ZM254 51V50H253ZM256 51H258V50H256ZM255 51V52H256ZM50 52V51H49ZM60 52V51H59ZM80 52V51H79ZM110 51H108V53H109ZM115 52V51H114ZM125 52V51H124ZM126 52H128V51H126ZM136 52V51H135ZM134 52V53H135ZM140 52V51H139ZM169 52H171V51H169ZM168 51H167V54L169 53ZM175 52V51H174ZM173 52V53H174ZM178 52V51H177ZM187 52H188V50H187ZM237 52V51H236ZM261 52V51H260ZM263 52V51H262ZM64 53H66V52H64ZM68 53V52H67ZM70 53V52H69ZM68 53V54H69ZM72 53V52H71ZM123 53V52H122ZM142 53H143V50H142ZM176 53V52H175ZM216 53V52H215ZM240 53V52H239ZM252 53V52H251ZM73 54V53H72ZM76 54V53H75ZM75 54H73V55H75ZM104 54V53H103ZM106 54H107V52H106ZM105 54V55H106ZM129 54H130V50H129ZM141 54V53H140ZM145 54V53H144ZM156 54H157V52H156ZM223 54V53H222ZM237 54V53H236ZM242 54H243V51H242ZM241 54V55H242ZM258 54H259V52H258ZM66 55V54H65ZM100 55H102V54H100ZM100 55H98V56H100ZM105 55H103V56H105ZM125 55V54H124ZM150 55V54H149ZM165 55H166V52H165ZM171 55H173V54H171ZM202 55V54H201ZM215 55V54H214ZM226 55V54H225ZM229 55H231V54H229ZM240 55V56H241ZM262 55V54H261ZM264 55V54H263ZM72 56V55H71ZM76 56H78V55H76ZM80 56V55H79ZM102 56V57H103ZM111 56V55H110ZM131 57H132V55H130ZM139 56V55H138ZM141 56V55H140ZM174 56V55H173ZM173 56H170V57H173ZM192 56V55H191ZM190 56V57H191ZM249 56V55H248ZM51 57H53L52 58V60H51V64H59V63H61L62 64V60H63V57H66V56H64L62 53L61 54H57L56 52H55V54H54V56H52V53H51ZM57 57V58H56ZM73 57V56H72ZM72 57H71V61L72 60H75V59H72ZM109 56L107 55V57H105L106 58V60H107V58H108ZM128 57H129V55H128V53H127V55H126V57L124 56V58L126 59H128ZM142 57H144V56H142ZM147 57V56H146ZM150 57V56H149ZM161 57V56H160ZM169 57V56H168ZM189 57V56H188ZM201 57V56H200ZM203 57V56H202ZM226 57V56H225ZM239 57V56H238ZM262 57V56H261ZM76 58V57H75ZM78 58V57H77ZM76 58V59H77ZM96 58V57H95ZM110 58V57H109ZM108 58V59H109ZM123 58V57H122ZM175 58V57H174ZM173 58V59H174ZM193 58H194V56H193ZM204 58V57H203ZM215 58H217V57H215ZM224 58V57H223ZM231 58V57H230ZM263 58V57H262ZM65 59V58H64ZM83 59V58H82ZM99 58H97L96 60H98ZM130 59H132V58H130ZM142 59V58H141ZM150 59V58H149ZM169 58H167V60H168ZM229 58H227L226 59V61L228 60ZM250 59V58H249ZM255 59V58H254ZM78 60V59H77ZM76 60V62H79V61H77ZM95 60V61H96ZM103 60H104V58H103ZM129 60V59H128ZM196 60V59H195ZM215 60V59H214ZM232 60V59H231ZM2 61H1V63H2ZM11 61H13L14 63H15V65H16V67H17V69H18V71H19V74L21 75V77L19 78V80L18 81H16V80H14L13 78L14 77H16V76H18L19 74L17 73V74H14L12 71H10V67H11ZM65 61V60H64ZM131 61V60H130ZM171 61V60H170ZM177 61V60H176ZM223 61V60H222ZM228 61H230V60H228ZM233 61V60H232ZM231 61V62H232ZM236 61V60H235ZM243 61V60H242ZM253 61V60H252ZM258 61V60H257ZM259 61H261L260 59H259ZM258 61V62H259ZM49 62V61H48ZM74 62V61H73ZM73 62H72V65L74 66V64H73ZM96 62H98V61H96ZM99 62H101L100 60H99ZM105 62V61H104ZM116 62V61H115ZM129 62V61H128ZM206 62V61H205ZM212 62V61H211ZM237 62H239V59H238V61ZM251 62V61H250ZM0 63V64H1ZM92 63H94V61L92 62ZM198 63V62H197ZM208 63V62H207ZM215 63V62H214ZM229 63V62H228ZM227 63V65L226 66H229V64ZM236 63V62H235ZM78 64V63H77ZM76 64V65H77ZM86 64V63H85ZM95 64V63H94ZM97 64V63H96ZM100 65H101V63H99ZM119 64V63H118ZM188 64V63H187ZM226 64V63H225ZM240 64V63H239ZM255 64V63H254ZM71 65V64H70ZM87 65V64H86ZM98 65V64H97ZM112 65V64H111ZM114 66H115V63L113 64ZM120 65V64H119ZM128 65V64H127ZM167 65V64H166ZM169 65V64H168ZM174 65V64H173ZM199 65V64H198ZM203 65V64H202ZM206 65V64H205ZM210 65V64H209ZM212 65V64H211ZM221 65H223V64H221ZM258 65V64H257ZM64 66V65H63ZM62 66V67H63ZM72 66V67H73ZM89 66V65H88ZM94 66H96V65H94ZM175 66V65H174ZM179 66V65H178ZM181 66V65H180ZM187 66V65H186ZM190 66V65H189ZM189 66H188V69H189ZM235 66V65H234ZM260 66V65H259ZM261 66H263V65H261ZM85 67H87V66H85ZM172 67V66H171ZM177 67V66H176ZM203 67V66H202ZM230 67V66H229ZM71 68V67H70ZM70 68H68L67 70H70ZM76 68V67H75ZM91 68H93V67H91ZM115 68V67H114ZM123 68V67H122ZM124 68H125V66H124ZM172 68H174V67H172ZM185 68H187V67H185ZM197 68V67H196ZM200 68V67H199ZM209 68V67H208ZM211 68H212V66H211ZM228 68V67H227ZM231 68V67H230ZM249 68V67H248ZM64 69V68H63ZM73 69V68H72ZM79 69H81V68H79ZM87 69V68H86ZM95 69V68H94ZM94 69H92V71L94 70ZM97 69V68H96ZM95 69V70H96ZM104 69V68H103ZM112 69H113V67H112ZM116 69V68H115ZM261 69V68H260ZM259 69V70H260ZM263 69V68H262ZM83 70V69H82ZM114 70V69H113ZM120 70V69H119ZM122 70V69H121ZM131 70V69H130ZM223 70H225V69H223ZM226 70H228V69H226ZM240 70V69H239ZM79 71V70H78ZM89 71H90V67H89ZM107 72L109 71V70H106ZM111 71V70H110ZM115 71V70H114ZM113 71V72H114ZM116 71H117V69H116ZM123 71H125V72H127V70H123ZM122 71V72H123ZM162 71V70H161ZM190 71V70H189ZM195 71V70H194ZM230 71H232V70H230ZM85 72H86V70H85ZM95 72V71H94ZM106 72V73H107ZM135 72V71H134ZM192 72V71H191ZM190 72V73H191ZM241 72V71H240ZM260 72H261V70H260ZM25 73V75L27 76V78L30 80V83H31V85L32 86H29V84H27V86H22V90H21V92H23L24 94H26V92H24L25 91V89H28L29 87L33 90V94H32V96H30L29 98H30V101L31 102H29V103H31V104H29L30 105V107L29 106H25V105H23L24 103H22L23 101H19V98L18 97H15V96H13V94H14V92H15V87L16 86H18V85H20L21 83H22V78H24L23 76H22V74H24ZM81 73V72H80ZM90 73H91V71H90ZM90 73H87L88 75H90ZM96 73V72H95ZM94 73V74H95ZM109 73V72H108ZM133 73V72H132ZM131 73V74H132ZM136 73V72H135ZM166 73V72H165ZM178 73V72H177ZM201 73V72H200ZM228 73H230L231 74V72H228ZM243 73V72H242ZM76 74V73H75ZM87 74H85V75H83V76H86ZM93 74V75H94ZM101 74V73H100ZM114 73H112V75H113ZM139 74V73H138ZM138 74L136 75V77L138 76ZM172 74V73H171ZM176 74V73H175ZM194 74V73H193ZM210 74V73H209ZM240 74V73H239ZM247 74V73H246ZM255 74H256V72H255ZM261 74V73H260ZM73 75V74H72ZM82 75V74H81ZM102 75H103V73H102ZM108 75V74H107ZM110 75H111V72H110ZM167 75H168V73H167ZM195 75V74H194ZM200 75V74H199ZM236 75V74H235ZM237 75H238V73H237ZM243 75V74H242ZM262 75V74H261ZM260 75V76H261ZM71 76V75H70ZM77 76V75H76ZM92 76V75H91ZM97 77H98V80H99V78L101 77V76H98V75H96ZM105 76V75H104ZM134 78H135V76H134V74L132 75ZM146 76V75H145ZM165 76V80H166V75H164ZM170 76V75H169ZM188 76V75H187ZM234 76V73L232 74V77ZM65 77V76H64ZM73 77V76H72ZM109 77V76H108ZM162 77V76H161ZM182 77V76H181ZM197 77V76H196ZM79 79H80V75H79V77H78ZM77 77H76V79H78ZM157 78V77H156ZM159 78V77H158ZM187 78V77H186ZM71 79V78H70ZM81 79H83V78H81ZM102 78H100V80H101ZM164 79H161V80H164ZM222 79V78H221ZM258 79H260V78H258ZM47 80V81H46ZM135 80V79H134ZM143 80V79H142ZM159 80V79H158ZM200 80V79H199ZM65 81V80H64ZM71 81H72V79H71ZM80 81V80H79ZM82 81V80H81ZM156 81V80H155ZM160 81V80H159ZM173 81V80H172ZM183 81V80H182ZM185 81V80H184ZM60 82L61 81H59V84H60ZM73 82V81H72ZM76 82H78V80L76 81ZM93 82H95V81H93ZM99 82V81H98ZM97 82V83H98ZM164 82V81H163ZM168 82H170V81H168ZM181 82V81H180ZM203 82H204V84L206 83V85L209 87V86H213L214 87V84L216 83L215 81H212V78L210 79V78H206V79H204L203 80ZM226 82V81H225ZM52 83V82H51ZM56 83H58V82H56ZM75 83V82H74ZM161 83V82H160ZM177 83V82H176ZM260 83V82H259ZM55 84V83H54ZM162 84V83H161ZM33 85H35V86H33ZM49 85V86H48ZM57 85V84H56ZM55 85V86H56ZM186 85V84H185ZM189 85V84H188ZM230 85V84H229ZM53 85L51 84V87H52ZM139 86V85H138ZM181 86V85H180ZM193 86V85H192ZM59 87H62V86H59ZM58 87V88H59ZM201 87V86H200ZM34 88V89H33ZM94 88H96V87H93V89ZM180 88V87H179ZM191 88V87H190ZM203 88H205V87H203ZM202 88V90H204ZM207 88V87H206ZM48 89V90H49ZM65 89H66V87H65ZM64 88H63V90H65ZM79 89H81V88H79ZM85 89V88H84ZM196 89V88H195ZM195 89H193L194 91H195ZM201 89V88H200ZM62 90V91H63ZM124 90V89H123ZM206 91H208L207 89H205ZM52 91H54V90H52ZM56 91V90H55ZM59 93H61L60 91V88H59V90H57ZM67 91V90H66ZM85 91H88V90H86L85 89ZM173 91V90H172ZM179 91V90H178ZM178 91H176L175 93H176V95L178 94L177 92ZM182 91V90H181ZM197 91V93H198V90H196ZM201 91V90H200ZM199 91V92H200ZM68 92L69 91H67V92H65V93H67L68 94ZM81 92V91H80ZM84 92V91H83ZM92 92V91H91ZM185 92V91H184ZM203 92V91H202ZM63 93H64V91H63ZM64 93V94H65ZM70 93V92H69ZM85 93V92H84ZM90 93V92H89ZM196 93V92H195ZM208 93V92H207ZM66 94V95H67ZM93 94H95V93H93L92 92V95ZM8 95H12V96H8ZM52 95H57V93L55 94H52ZM61 95V94H60ZM59 95V96H60ZM66 95H65V98H66ZM69 95V94H68ZM72 95V94H71ZM74 95V94H73ZM84 95V94H83ZM85 95H87V94H85ZM97 95V94H96ZM124 95H126V94H124ZM124 95L122 96L123 98H124ZM38 96H40L41 98H42V100H39L38 99ZM59 96H56L57 98L59 97ZM88 96V95H87ZM56 97H55V99H56ZM61 97V96H60ZM60 97H59V99H60ZM63 97V96H62ZM73 97H75V96H73ZM91 97H93V96H91ZM91 97H90V102H91ZM127 97V96H126ZM125 97V98H126ZM63 99L62 98V100L61 101H63V100H66V99ZM72 98V97H71ZM82 98H84V97H82ZM86 98V97H85ZM84 98V99H85ZM94 98V97H93ZM92 98V99H93ZM125 98H124V102L126 101L125 100ZM149 98V97H148ZM147 98V99H148ZM75 99V98H74ZM73 99V100H74ZM127 99V98H126ZM72 102H73V100L72 99H70ZM77 100V99H76ZM86 100H88V99H86ZM94 100H96V99H94ZM149 100V99H148ZM53 101V100H52ZM58 101V100H57ZM61 101H60V103H61ZM93 101V100H92ZM120 101V100H119ZM119 101H116V102H119ZM186 101V100H185ZM17 102H19L20 104H22L23 105V108H21V106L22 105H20V104H18ZM71 102V103H72ZM79 102V101H78ZM115 102V103H116ZM122 102H123V99H122ZM66 103V102H65ZM65 103H64V105H65ZM70 103V102H69ZM76 104H77V101L75 102ZM92 103H94V102H92ZM127 103V102H126ZM57 104H58V102H57ZM67 104V103H66ZM76 104L75 105H72V107L73 108H71V109H75V107L74 106H76ZM82 104V103H81ZM95 104H96V102H95ZM94 104V105H95ZM117 104V103H116ZM120 104V103H119ZM118 104V105H119ZM123 104V103H122ZM125 104V103H124ZM33 105H35L36 107H34ZM38 105H40V107H38ZM63 105V106H64ZM68 105V104H67ZM93 105V106H94ZM97 105V104H96ZM95 105V106H96ZM55 106V105H54ZM98 106V105H97ZM65 107H66V105H65ZM77 107V106H76ZM78 107H80V105H78ZM83 107V106H82ZM99 107V106H98ZM258 107V106H257ZM28 109H31V111L29 112V110ZM79 109V108H78ZM81 109V108H80ZM83 109V108H82ZM259 110H261L260 109V107L258 108ZM66 110V109H65ZM69 110V109H68ZM264 110V109H263ZM258 111V110H257ZM262 111V110H261ZM263 112V111H262ZM215 113V112H214ZM258 113V112H257ZM260 113V112H259ZM47 114V113H46ZM177 114H179V113H177ZM214 115V114H213ZM262 115V114H261ZM256 116H258V115H256ZM262 116H264V115H262ZM258 118V117H257ZM117 119V118H116ZM132 119V118H131ZM217 119V118H216ZM218 119H219V117H218ZM264 119V118H263ZM97 120V119H96ZM95 120V121H96ZM245 120H246V118H245ZM260 120V119H259ZM109 121V120H108ZM126 121V120H125ZM128 121V120H127ZM146 121V120H145ZM239 121V120H238ZM242 121V120H241ZM258 121V120H257ZM263 121V120H262ZM89 122V121H88ZM107 122V121H106ZM110 122V121H109ZM122 122V121H121ZM135 122V121H134ZM171 122H172V120H171ZM235 122H236V119H235ZM242 122H246V121H242ZM259 122V121H258ZM93 123V121H90L89 123H87L85 126L87 127V129H88V127H90V125ZM182 123V122H181ZM217 123V122H216ZM238 123V122H237ZM241 123V122H240ZM240 123H238L237 125H239ZM165 125H166V123H164ZM242 124V123H241ZM246 124V123H245ZM260 124H262V123H260ZM92 125H94V124H92ZM164 125V126H165ZM170 125H172V124H170ZM170 125L168 126V127H170ZM176 125H177V123H176ZM249 125V124H248ZM219 126V125H218ZM247 126V125H246ZM83 127V126H82ZM134 127V126H133ZM174 127V126H173ZM217 127V126H216ZM248 127V126H247ZM246 127V128H247ZM251 127V126H250ZM262 127H263V125H262ZM84 128V127H83ZM82 128V129H83ZM91 128V127H90ZM95 128H96V126H95ZM131 128V127H130ZM130 128H129V130H130ZM144 128V127H143ZM180 128V127H179ZM233 128V127H232ZM249 128V127H248ZM86 129V128H85ZM149 129V128H148ZM171 129V128H170ZM169 129V130H170ZM218 129H220L219 127H218ZM264 129V128H263ZM263 129H261L262 131H264ZM128 130V129H127ZM165 130V129H164ZM178 130V129H177ZM200 130V129H199ZM233 130H234V128H233ZM247 130V129H246ZM86 131V130H85ZM89 131V130H88ZM96 131V130H95ZM94 131V132H95ZM123 131V130H122ZM122 131H121V133H122ZM149 131H150V129H149ZM148 131V132H149ZM166 131V130H165ZM181 131V130H180ZM255 131V130H254ZM74 132V131H73ZM72 132V133H73ZM81 132V131H80ZM87 132V131H86ZM93 132V133H94ZM130 132H132V131H130ZM146 133V134H149V133ZM163 132V131H162ZM172 132H173V130H172ZM207 132V131H206ZM211 132V131H210ZM220 132V131H219ZM246 132V131H245ZM42 133H43V131H42ZM45 133V132H44ZM83 133H84V131H83ZM88 133H90V132H88ZM102 133V132H101ZM125 133H126V131H125ZM127 133H128V131H127ZM135 133V132H134ZM153 133V132H152ZM174 133H176V132H174ZM181 133V132H180ZM208 133V132H207ZM263 133V132H262ZM86 134V139H88L89 140V138L87 137V133H85ZM99 134V133H98ZM97 134V135H98ZM131 135H133L132 133H130ZM139 134V133H138ZM155 134V133H154ZM162 134V133H161ZM167 134V133H166ZM170 134H172V133H170ZM201 134V133H200ZM203 134V133H202ZM201 134V135H202ZM211 134V133H210ZM210 134H208V135H206V137H208L209 138V135ZM216 134V133H215ZM252 134V133H251ZM257 134V133H256ZM261 134V133H260ZM43 135V134H42ZM46 135V134H45ZM44 135V136H45ZM64 135V134H63ZM130 135V136H131ZM135 135V134H134ZM140 135V134H139ZM163 135V134H162ZM162 135H161V137H162ZM214 135V134H213ZM239 135V134H238ZM244 135H245V133H244ZM253 135V134H252ZM258 135V134H257ZM40 136V135H39ZM72 136H73V134H72ZM82 136V135H81ZM90 138H91V135H88ZM212 136V134L210 135V137ZM243 136V135H242ZM247 136V135H246ZM43 137V136H42ZM74 137V136H73ZM77 137H78V135H77ZM101 137V136H100ZM127 137H129V135H127ZM126 137V138H127ZM136 137H138V136H136ZM157 137H159V136H157ZM169 137V139H171L170 138V136H168ZM168 137H166V138H168ZM173 137V136H172ZM185 137V136H184ZM198 137V136H197ZM253 136H251L250 138H252ZM257 137V136H256ZM263 137V136H262ZM35 138V137H34ZM41 138V137H40ZM39 138V140L37 141V139H30L29 141H27L26 142V144L24 145V146H22L21 148H18V149H16V150H14L11 154H9V156L4 160V162L0 165V231L2 232V233H4V235L2 236V237H4V241L5 240H7V241H11L10 240V238H7V237H9V235H10V237L11 236H16V233H13L12 231V229L14 228V226H15V223L16 224H18V226H23L24 227V232L23 233H25L26 234V237H24L26 240H27V238H32V237H37L38 238V236H39V233L40 232H43V231H41L40 230V228H39V226L40 225H42L43 224V222H44V220H45V217H46V212L47 213H49V211L50 212H52L51 210H54L53 208H57L58 207V211H59V207H65L66 208V205L68 204V207H70L69 206V202H68V200H67V202H65V198H62L63 196H61L60 195V197L62 198L60 201H58V203H56L55 202V204L53 203V205H51V201H50V197H52L53 198V195L52 196H50L49 195V192H48V190L47 189H45V180L46 179H48L47 177H48V174L44 171V170H47L46 168H53L56 172H57V174L56 175H60L61 176V179H62V181L63 182H67L68 183V186H70L69 187V191L71 192V193H74L76 196H77V203L78 204H80L79 205V207H83V209H84V204H85V202L87 203V202H90V200H85V197H84V192L85 193H87L86 191H84V188L83 189H79L78 187L79 186H77V187H75L74 186V184L75 183H80L81 185L83 184V183H86L88 180H82V181H80V182H76L75 181V179H73L71 176H69V174H65V171H67L68 172V169L66 170V168H67V166H70L72 163H74L75 164V162L74 161H76L77 159H76V157L71 153V155H69V154H67V155H63L64 153L66 154L67 153V149H66V152H62V155H59V153H58V151H60L61 152V150H59V148L62 146H60L59 145V143L57 144V145H59V146H57L56 145V143H54V142H49L50 141V139H49V141H48V138L47 137H45V140H43L42 138L40 139ZM81 138V137H80ZM130 138V137H129ZM135 138V137H134ZM140 138V137H139ZM151 138H152V136H151ZM200 138V137H199ZM254 138H255V134H254ZM259 138V137H258ZM261 138V137H260ZM47 139V140H46ZM74 139H77V138H74ZM82 139V138H81ZM96 140L98 139V136H97V138H95ZM128 139V138H127ZM136 139H138V138H136ZM155 139V138H154ZM164 139V138H163ZM174 139V138H173ZM202 139V138H201ZM200 139V140H201ZM211 139H212V137H211ZM248 139V138H247ZM256 139V138H255ZM60 140V139H59ZM91 140H93V137H92V139ZM125 140V139H124ZM131 140V139H130ZM156 140V139H155ZM174 140H176V138L174 139ZM178 140V139H177ZM184 140V139H183ZM198 140V139H197ZM205 140V139H204ZM258 140V139H257ZM263 140V139H262ZM261 140V141H262ZM86 141V140H85ZM118 141V140H117ZM123 141V140H122ZM121 140H120V142H122ZM151 141V140H150ZM157 141V140H156ZM163 141V140H162ZM166 141V140H165ZM173 140H171L170 142H172ZM212 141H213V139H212ZM244 141V140H243ZM248 141V140H247ZM57 142V141H56ZM62 142H64V140L62 141ZM66 142V141H65ZM64 142V143H65ZM92 142V141H91ZM90 142V143H91ZM97 141H95L94 143H96ZM127 142H129V140H127ZM151 142H153V140L151 141ZM169 142V141H168ZM182 142V141H181ZM197 142H199V141H197ZM213 142H215V141H213ZM258 142H259V140H258ZM63 143V144H64ZM67 143V142H66ZM69 143H71V140H70V142ZM93 143V142H92ZM93 143V144H94ZM119 143V142H118ZM136 143V142H135ZM173 143V142H172ZM179 143V142H178ZM216 143V142H215ZM238 143V142H237ZM263 143V142H262ZM61 144V143H60ZM123 144V143H122ZM122 144H119V145H122ZM127 143H125V145H126ZM159 144V143H158ZM162 144V143H161ZM177 144V143H176ZM200 144H201V141H200ZM260 144V143H259ZM70 145V144H69ZM155 145H157V143H155ZM167 145V144H166ZM169 145V144H168ZM167 145V146H168ZM171 145V144H170ZM203 145V144H202ZM201 145V146H202ZM211 145V144H210ZM258 145V144H257ZM65 147H66V145H64ZM73 146V148H75L74 147V145H72ZM92 146V145H91ZM122 146H124V145H122ZM153 146V145H152ZM151 146V147H152ZM175 146V145H174ZM178 146V145H177ZM204 146V145H203ZM209 146V145H208ZM214 146V145H213ZM261 146V145H260ZM58 147V148H57ZM70 147H71V145H70ZM114 147V146H113ZM198 147V146H197ZM200 147V146H199ZM210 147V146H209ZM216 147V146H215ZM67 148H68V146H67ZM72 148V147H71ZM71 148L69 149V151L71 150ZM72 148V149H73ZM82 148V147H81ZM81 148H79V150L81 149ZM88 148V147H87ZM94 148V147H93ZM134 148V147H133ZM147 148V147H146ZM167 148V147H166ZM165 148V149H166ZM168 148H170L169 146H168ZM203 148V147H202ZM212 148V147H211ZM259 148V147H258ZM58 149V150H57ZM62 149V148H61ZM76 149V148H75ZM75 149H73V150H75ZM78 149V148H77ZM89 149V148H88ZM99 149V148H98ZM138 149V148H137ZM155 149V148H154ZM201 149V148H200ZM260 149V148H259ZM57 150V151H56ZM82 150V149H81ZM80 150V151H81ZM101 150V149H100ZM145 150V149H144ZM147 150V149H146ZM168 150V149H167ZM166 150V151H167ZM197 150V149H196ZM203 150V149H202ZM201 150V151H202ZM63 151H64V149H63ZM72 151V150H71ZM82 151H84V150H82ZM148 151V150H147ZM152 151V150H151ZM154 151H156V150H154ZM159 151H160V149H159ZM190 151V150H189ZM204 151V150H203ZM207 151H208V147H207ZM207 151H205L206 153H207ZM209 151H211V150H209ZM216 151V150H215ZM248 151V150H247ZM104 152V150L102 151V153ZM158 152V151H157ZM161 152V151H160ZM165 152V151H164ZM169 152H171V149L169 150ZM196 152V151H195ZM258 152V151H257ZM79 153V152H78ZM80 153H82V152H80ZM147 153V152H146ZM145 153V154H146ZM151 153V152H150ZM154 153V152H153ZM152 153V155H154ZM163 153V152H162ZM168 153V152H167ZM255 153V152H254ZM259 153V152H258ZM258 153H257V155H258ZM61 154V153H60ZM90 154H91V152H90ZM104 154H105V152H104ZM129 154V153H128ZM142 154V153H141ZM171 154V153H170ZM108 155V154H107ZM126 155V154H125ZM164 155H166V154H164ZM183 155V154H182ZM199 155H201V154H199ZM206 155V154H205ZM212 155V154H211ZM263 155V154H262ZM80 156H82V155H80ZM89 156V155H88ZM130 156V155H129ZM141 156V155H140ZM144 156V155H143ZM147 156V155H146ZM173 156V155H172ZM171 156V157H172ZM174 156H176V155H174ZM173 156V157H174ZM180 156V155H179ZM93 157V156H92ZM107 157V156H106ZM109 157V156H108ZM115 157H118V156H115ZM150 157V156H149ZM148 156L146 157V158H149ZM154 157V156H153ZM156 157V156H155ZM177 157V156H176ZM202 157H203V155H202ZM205 157V156H204ZM208 157H210L209 155H208ZM255 157V156H254ZM260 157V156H259ZM38 158V159H37ZM95 158V157H94ZM131 158H132V156H131ZM135 158V157H134ZM138 158H140V157H138ZM143 158V157H142ZM157 158V157H156ZM170 157H168V159H169ZM211 158H212V156H211ZM81 159V158H80ZM89 159V158H88ZM117 159H119V157L117 158ZM121 159V158H120ZM179 159V158H178ZM216 159V158H215ZM224 159V158H223ZM259 159H261V158H259ZM82 160V159H81ZM98 160V159H97ZM140 160H141V158H140ZM149 160V159H148ZM172 160V159H171ZM174 160V159H173ZM177 160V159H176ZM186 160V159H185ZM195 160H197L196 158H195ZM202 160V159H201ZM200 159L198 160V161H201ZM207 160V159H206ZM212 160H213V158H212ZM211 160V161H212ZM257 160V159H256ZM263 160V159H262ZM38 161L40 162L39 164H38ZM79 161V160H78ZM100 161V160H99ZM106 161V160H105ZM105 161H104V163H105ZM109 161V160H108ZM113 161H115V160H113ZM112 161V162H113ZM122 161H123V158H122ZM150 161V160H149ZM154 161V160H153ZM175 161V160H174ZM183 161V160H182ZM181 161V162H182ZM210 161V162H211ZM216 161H218V159H216ZM264 161V160H263ZM97 162V161H96ZM139 161H137L136 163H138ZM173 162V161H172ZM180 162V161H179ZM209 162V163H210ZM213 162V161H212ZM221 162V161H220ZM223 162V161H222ZM76 163H77V161H76ZM100 163V162H99ZM102 163V162H101ZM114 163H116V162H114ZM160 163V162H159ZM183 163V162H182ZM195 163V162H194ZM197 163V162H196ZM205 163H207V162H204L203 164H204V166H206L205 165ZM209 163H208V166H206V168L207 167H211V166H209ZM79 164V163H78ZM91 164V163H90ZM107 164V163H106ZM172 164V163H171ZM174 164V163H173ZM179 164V163H178ZM186 164V163H185ZM203 164H202V166H203ZM211 164V163H210ZM264 163H262V165H263ZM73 165V164H72ZM105 165V164H104ZM103 165V166H104ZM116 165V164H115ZM213 165V164H212ZM88 166V165H87ZM90 166V165H89ZM95 166H96V164H95ZM94 166V167H95ZM99 166H100V164H99ZM113 166V165H112ZM148 166V165H147ZM159 166V165H158ZM163 166V165H162ZM169 166H171L170 164H169ZM173 166V165H172ZM182 166V165H181ZM189 166V165H188ZM193 166H195V165H193ZM203 166V167H204ZM75 167V166H74ZM82 167V166H81ZM84 167H86V166H84ZM105 167V166H104ZM115 166H113V168H114ZM154 167V166H153ZM160 167H161V165H160ZM190 167V166H189ZM196 167V166H195ZM199 167V166H198ZM198 167H197V170H198ZM225 167V166H224ZM264 167V166H263ZM87 168V167H86ZM98 168V170H99V167H97ZM107 168V167H106ZM115 168H117V167H115ZM114 168V169H115ZM128 168V167H127ZM158 168V167H157ZM173 168H175V167H173ZM188 168V167H187ZM191 168V167H190ZM201 168V167H200ZM205 168V169H206ZM215 168V167H214ZM71 169H73V168H71ZM81 169V168H80ZM96 169V168H95ZM100 169H102V170H104L103 169V167L102 168H100ZM126 169V168H125ZM154 169V168H153ZM152 169V170H153ZM162 169H163V167H162ZM224 169V168H223ZM42 170V171H41ZM54 170H52V171H54ZM76 170V169H75ZM85 170V169H84ZM93 170V169H92ZM91 170V171H92ZM182 170V169H181ZM195 170H196V168H195ZM207 170V169H206ZM213 170V169H212ZM226 170V169H225ZM249 170V169H248ZM82 171V170H81ZM87 171V170H86ZM101 171V170H100ZM99 171V172H100ZM104 171H106L107 172V170H104ZM148 171V170H147ZM146 171V172H147ZM156 171H158V170H156ZM163 171H164V169H163ZM171 171H173V169H171ZM187 171V170H186ZM202 171H204V170H202ZM218 171V170H217ZM66 172V173H67ZM70 172H71V170H70ZM95 172V171H94ZM144 172V171H143ZM152 172V171H151ZM197 172V171H196ZM201 172V171H200ZM234 172V171H233ZM51 173H53V172H51ZM69 173V172H68ZM79 173V172H78ZM81 173V172H80ZM155 173V172H154ZM159 173H160V171H159ZM165 173H166V171H165ZM174 172H172V174H173ZM177 173V172H176ZM246 173V172H245ZM249 173V172H248ZM263 173H264V171H263ZM71 174V173H70ZM102 174V173H101ZM125 174H126V172H125ZM131 174V173H130ZM136 174V173H135ZM142 174V173H141ZM167 174V173H166ZM178 174H179V172H178ZM188 174H189V172H188ZM251 174V173H250ZM255 174V173H254ZM50 175V174H49ZM74 175V174H73ZM80 175V174H79ZM87 175V174H86ZM86 175H84V176H86ZM100 175V174H99ZM129 175V174H128ZM132 175H133V173H132ZM138 175V174H137ZM149 175H152V174H150V173H148V176ZM162 175V174H161ZM174 175V174H173ZM187 175V174H186ZM190 175V174H189ZM192 175V174H191ZM199 175V174H198ZM243 175V174H242ZM244 175H246V174H244ZM258 175V174H257ZM256 175V176H257ZM75 176V175H74ZM101 176V175H100ZM105 176H106V174H105ZM105 176H104V178H105ZM119 176V175H118ZM165 176V175H164ZM179 176V175H178ZM196 176V175H195ZM248 176V175H247ZM255 176V175H254ZM255 176V177H256ZM263 176V175H262ZM262 176H260V177H262ZM51 177V176H50ZM82 177V176H81ZM87 177L89 178V176L87 175ZM120 177V176H119ZM132 177V176H131ZM139 177V176H138ZM142 177H143V175H142ZM158 177H162V176H158ZM183 177V176H182ZM200 177V176H199ZM203 177V176H202ZM242 177V176H241ZM57 178V177H56ZM96 178V177H95ZM108 178V177H107ZM122 178V177H121ZM130 178V177H129ZM167 178H168V176H167ZM166 178V179H167ZM246 177H244V179H245ZM51 179V178H50ZM81 179V178H80ZM93 179H94V177H93ZM106 179V178H105ZM124 179V178H123ZM136 179H137V177H136ZM141 179V178H140ZM139 179V180H140ZM146 179V178H145ZM183 179V178H182ZM185 179V178H184ZM195 179H196V177H195ZM194 179V180H195ZM251 179H255V178H253V177H251ZM262 179H263V177H262ZM59 180V179H58ZM109 180V179H108ZM107 180V181H108ZM122 180V179H121ZM132 180V178H130V181ZM161 180V179H160ZM188 180H190V179H188ZM187 180V181H188ZM264 180V179H263ZM60 181V180H59ZM78 181V180H77ZM110 181L112 182V180L110 179ZM109 181V182H110ZM120 181V180H119ZM168 181V180H167ZM213 181V180H212ZM259 181V180H258ZM49 182H50V180H49ZM92 183H90V185L92 184L93 186H94V188H95V194H94V197H95V200L93 201V203H91L90 205H92V206H90L88 209H89V213H91L90 215L89 214H83L82 216H78L77 215V213L74 215L75 217H74V231L72 232V233H70V238L67 240H65V239H63V242L62 243H60V246H59V248H57V249H55L53 252H51V253H48L47 252V254L45 255L44 254V252H43V256L45 257V259H46V263L45 264H120L119 262H114V258H113V255L115 254L116 255V250H114V240H113V242H112V240H111V237H110V235L108 236V237H106L105 238V235H102V236H100L99 235V232H100V230L101 229H99V232H98V230H97V227L98 228H100L99 227V224L97 223L98 222V220H101L102 218H103V220H104V222H106L107 221V217H108V215L105 213V211H106V209L108 208L109 209V207H111V203H109V202H113L114 200V198L112 199L113 201H111V200H109L110 199V197H108V194H110L112 191H111V189H110V187H108V184H106V183H104V180H103V182H101L98 178L97 179H95V180H93V181H91ZM140 182V181H139ZM143 182H144V180H143ZM146 182V181H145ZM159 182V181H158ZM185 182V181H184ZM216 182V181H215ZM118 183V182H117ZM147 183V182H146ZM145 183V184H146ZM159 183H161V182H159ZM191 183V182H190ZM209 183V182H208ZM224 183V182H223ZM89 184V183H88ZM87 184V185H88ZM144 184V183H143ZM187 184V183H186ZM214 184V183H213ZM217 184V183H216ZM221 184V183H220ZM240 184V183H239ZM247 184V183H246ZM259 184H261V183H259ZM60 185V184H59ZM110 185V184H109ZM119 185H120V182H119ZM155 185V184H154ZM154 185H152V186H154ZM166 185V184H165ZM191 185V184H190ZM210 185H212V184H210ZM262 185V184H261ZM260 185V186H261ZM85 186V185H84ZM115 186V185H114ZM129 186V185H128ZM132 186V185H131ZM145 186V185H144ZM143 186V187H144ZM158 186H159V188H160V184H158ZM193 186V185H192ZM202 186V185H201ZM201 186H200V188H201ZM222 186V185H221ZM224 186V185H223ZM249 186H250V184H249ZM58 187V186H57ZM60 187V186H59ZM92 186H90V188H91ZM106 187V188H105ZM111 187H113L112 185H111ZM117 187V186H116ZM123 187V186H122ZM147 187H149L148 185H147ZM154 187H156V186H154ZM169 187V186H168ZM172 187V186H171ZM184 186H182V188H183ZM226 187V186H225ZM238 187V186H237ZM237 187H236V190L238 191V189H237ZM93 188V189H94ZM130 188V187H129ZM135 188V187H134ZM153 188V187H152ZM181 188V189H182ZM190 188V187H189ZM193 188V187H192ZM224 188V187H223ZM235 188V187H234ZM253 188V187H252ZM62 189H63V187H62ZM116 189V188H115ZM136 189V188H135ZM139 189V188H138ZM174 189V188H173ZM211 189H212V187H211ZM226 189V188H225ZM225 189H223L221 192H222V194H224L223 192H224V190ZM230 189V188H229ZM243 189V188H242ZM255 189V188H254ZM259 189H260V187H259ZM263 189V188H262ZM261 189V190H262ZM51 190V189H50ZM55 190V189H54ZM53 190V191H54ZM57 190V189H56ZM121 190V189H120ZM130 190V189H129ZM131 190H133L132 188H131ZM143 190H145V189H143ZM152 190V189H151ZM156 190V189H155ZM168 190V189H167ZM172 190V189H171ZM192 190V189H191ZM213 190H214V188H213ZM217 190V189H216ZM228 190V189H227ZM52 191V190H51ZM114 191V190H113ZM118 191V190H117ZM136 191V190H135ZM181 191H183V190H181ZM185 191V190H184ZM193 191V190H192ZM200 191V190H199ZM205 191V190H204ZM215 191V190H214ZM233 191V190H232ZM258 191V190H257ZM98 192V193H97ZM120 192V191H119ZM124 192V191H123ZM127 192H129V191H127ZM134 192V191H133ZM132 192V194H134ZM190 192V191H189ZM194 192V191H193ZM197 192V191H196ZM195 192V193H196ZM211 193H212V190L210 191ZM243 192V191H242ZM248 192H249V188H248ZM251 192V191H250ZM255 192V191H254ZM261 192H264V191H261ZM55 193V192H54ZM113 193V192H112ZM111 193V194H112ZM115 193V192H114ZM131 192H129L128 193V195L130 194ZM147 193H148V190H147ZM154 193V192H153ZM191 193V192H190ZM189 193V194H190ZM206 193V192H205ZM208 194H209V192H207ZM215 193H216V191L214 192V195H215ZM226 193H228V192H226ZM231 193V192H230ZM237 193V192H236ZM51 194V193H50ZM78 194L81 196V203L78 201V200H80V198H79V196H78ZM87 194H89V193H87ZM117 194V193H116ZM120 194V193H119ZM121 194H122V192H121ZM124 194V193H123ZM122 194V195H123ZM145 194H146V192H145ZM156 194V193H155ZM158 194H159V192H158ZM162 194V193H161ZM165 194V193H164ZM172 194H173V192H172ZM189 194H187V195H189ZM193 194V193H192ZM221 194V193H220ZM219 194V195H220ZM234 194V193H233ZM240 194V193H239ZM257 194V193H256ZM115 195V194H114ZM136 195V194H135ZM134 195V196H135ZM147 195V194H146ZM151 195H153V194H151ZM187 195H186V198H187ZM197 195H198V193H197ZM216 195H218V194H216ZM242 195H243V193H242ZM74 196V195H73ZM87 196V195H86ZM112 196V195H111ZM121 196V195H120ZM125 196H126V194H125ZM140 196V195H139ZM155 196V195H154ZM153 196V197H154ZM192 196V195H191ZM213 196V195H212ZM250 196H251V193H250ZM249 196V197H250ZM259 196H260V194L258 195V198H259ZM67 197H68V195H67ZM87 197H89V195L87 196ZM102 197H104V198H102ZM122 197V196H121ZM129 197H130V195H129ZM157 197V196H156ZM193 197H194V195H193ZM211 197V196H210ZM217 197V196H216ZM218 197H220V196H218ZM224 197H226V196H223V197H220L221 199L223 198L224 199ZM234 197L236 198V196L234 195ZM238 197V196H237ZM241 197V196H240ZM247 196L245 195V198H246ZM253 197V196H252ZM252 197H251V199H249V200H252L253 201V199H252ZM263 197H264V195H263ZM90 198V197H89ZM88 198V199H89ZM124 198V197H123ZM128 198V197H127ZM131 198V197H130ZM135 198H138V197H135ZM134 198V199H135ZM146 198V197H145ZM144 198V199H145ZM151 198V197H150ZM160 198V197H159ZM167 198V197H166ZM192 198V197H191ZM230 198V197H229ZM234 198V199H235ZM242 198V197H241ZM244 198V197H243ZM255 198V197H254ZM257 198V199H258ZM260 198H262L261 196H260ZM259 198V199H260ZM72 199V198H71ZM92 199V198H91ZM119 199H121V198H119L118 197V201H119ZM139 199V198H138ZM147 199V198H146ZM155 199V198H154ZM158 199V198H157ZM161 199V198H160ZM169 199H171V198H169ZM172 199H173V197H172ZM180 199V198H179ZM257 199H255V200H257ZM109 200V201H108ZM115 200H117V199H115ZM126 200H128V199H126ZM131 200V199H130ZM151 200V202H152V199H150ZM168 200V199H167ZM220 200V199H219ZM225 200V199H224ZM241 200V199H240ZM243 200H245V199H243ZM243 200H241L242 201V203H243ZM249 200H247L246 199V201H249ZM254 200V201H255ZM121 201V200H120ZM132 201V200H131ZM154 201V200H153ZM156 201V200H155ZM160 201V200H159ZM236 201V200H235ZM238 201H239V198H238ZM238 201H236V202H238ZM240 201V202H241ZM258 201V200H257ZM256 201V202H257ZM260 201H262L261 199H260ZM15 202V203H14ZM108 202V203H107ZM124 202V201H123ZM135 202V201H134ZM143 202H145V201H143ZM166 202V201H165ZM173 202H175L174 200H173ZM177 202V201H176ZM179 202H181L180 200H179ZM179 202H177V204H182V202L181 203H179ZM217 202V201H216ZM221 202V201H220ZM259 202V201H258ZM117 203V202H116ZM137 203V202H136ZM139 203H141L142 204V202H139ZM147 203H148V201H147ZM171 203V202H170ZM209 203V202H208ZM261 202H259V204H260ZM115 204V203H114ZM123 204V203H122ZM125 204V203H124ZM123 204V205H124ZM127 204H129V203H127ZM131 204H132V202H131ZM140 204V205H141ZM144 204V203H143ZM157 204V203H156ZM164 204H166V203H164ZM168 204H169V202H168ZM203 204H205V203H203ZM218 205H219V203H217ZM224 204V203H223ZM235 204V203H234ZM240 203H238V205H239ZM247 204H248V202H247ZM250 204V203H249ZM86 205V204H85ZM116 205V204H115ZM119 205H121V204H117L116 206H119ZM122 205V206H123ZM133 205V204H132ZM148 205V204H147ZM151 205H153V204H151ZM151 205H150V207H151ZM162 205V204H161ZM167 205V204H166ZM173 205V204H172ZM189 205V204H188ZM197 205H199V204H197ZM202 205V204H201ZM236 205V204H235ZM235 205H234V210H235ZM245 204L243 203V205L241 204V207L242 206H244ZM251 205V204H250ZM254 205V204H253ZM258 205V204H257ZM261 205V204H260ZM260 205H258V207H256V205H255V207L258 209V208H260L259 206ZM127 206V205H126ZM141 206H145V205H141ZM156 206V205H155ZM159 207H160V209H162L163 207L162 206H160V205H158ZM170 205H168V207H169ZM174 206V205H173ZM200 206V205H199ZM220 206V205H219ZM222 206V205H221ZM263 206H264V204H263ZM262 206V207H263ZM124 207V206H123ZM127 207H129V206H127ZM126 207V208H127ZM132 207V206H131ZM140 207V206H139ZM143 207H141V208H143ZM149 207V206H148ZM147 207V208H148ZM159 207H158V209H159ZM172 207V206H171ZM176 207H177V205H176ZM176 207H175V209H176ZM188 207H190V206H188ZM202 207V206H201ZM233 207V206H232ZM241 208L240 206H237V208ZM247 207V206H246ZM28 208H29V210H28ZM65 208H63V209H65ZM114 208V207H113ZM134 208V207H133ZM133 208H131L132 210H133ZM135 208H136V206H135ZM134 208V209H135ZM157 208V207H156ZM167 208V207H166ZM198 208H200V207H198ZM225 208H226V206H225ZM249 208V207H248ZM248 208H247V210H248ZM62 209V208H61ZM75 209V208H74ZM121 209H122V207H121ZM128 209V208H127ZM140 209V208H139ZM157 209V211H156V209H155V211L156 212H159V210ZM171 209V208H170ZM204 209V208H203ZM202 209V210H203ZM255 209V208H254ZM262 209V208H261ZM260 209V210H261ZM85 210V209H84ZM92 212H91V211ZM117 210V209H116ZM118 210H119V207H118ZM132 210H131V212H132ZM144 211L146 210V209H143ZM149 209H147V211H148ZM188 210V209H187ZM199 211H200V209H198ZM222 210H224V209H222ZM221 210V211H222ZM227 211H228V208L226 209ZM232 210V209H231ZM259 210V211H260ZM262 210H264V209H262ZM261 210V211H262ZM64 211H66V210H63L62 212H64ZM152 211V210H151ZM163 211V210H162ZM176 211H177V209H176ZM176 211H174V212H176ZM195 211H197V210H195ZM208 211V210H207ZM211 211V210H210ZM221 211H220V214H221ZM239 211V210H238ZM256 211V210H255ZM258 211V212H259ZM61 212V211H60ZM117 212V211H116ZM120 212V211H119ZM126 212V211H125ZM136 212V211H135ZM141 212H142V210H141ZM150 212V211H149ZM166 213H167V211H165ZM164 211L163 212H161V214H160V217H161V219L157 222L158 223V225L159 226H161V228H163L164 230H165V226H163L162 227V223H164L165 221H166V219H165V217H164V214L163 213H165ZM173 212V215L175 214ZM187 212V211H186ZM198 212V211H197ZM197 212H195V213H197ZM202 212V211H201ZM203 212H204V210H203ZM231 212V211H230ZM230 212L228 213V214H230ZM235 212V211H234ZM56 213V212H55ZM68 213V212H67ZM86 213V212H85ZM110 213V212H109ZM120 213H122V212H120ZM128 213H129V211H128ZM137 213V212H136ZM140 213V212H139ZM165 213V214H166ZM183 213V212H182ZM199 213V212H198ZM204 213H206V212H204ZM224 213H225V211H224ZM226 213V214H227ZM255 213V212H254ZM257 213V212H256ZM7 214H9V215H7ZM62 214V213H61ZM115 214V213H114ZM125 214V213H124ZM130 214V213H129ZM129 214H128V217L131 219L132 218V216H129ZM157 214V213H156ZM168 214V213H167ZM167 214L165 215V216H167ZM180 214V213H179ZM191 214V213H190ZM194 214V213H193ZM202 215H205V214H203V213H201ZM207 214V213H206ZM213 214V213H212ZM239 214H241L242 215V212L241 213H239ZM252 215H253V212L251 213ZM260 215L262 214V213H259ZM47 215H49V214H47ZM56 216H57V214H55ZM116 215V214H115ZM134 215V214H133ZM141 215V214H140ZM145 215V214H144ZM147 215V214H146ZM151 215V214H150ZM155 215V214H154ZM171 215V214H170ZM169 215V219H171L172 217H174V216H170ZM200 215V214H199ZM208 215V214H207ZM61 215H59V217H60ZM73 216V215H72ZM119 216V215H118ZM126 216H127V213H126ZM137 216V214L136 215H134V217H136ZM179 216V215H178ZM177 216V217H178ZM197 216V215H196ZM196 216H195V218H196ZM210 215H208L207 217H209ZM226 216V217H225ZM225 216H223V217H225V218H228L227 217V215H225ZM234 216V215H233ZM244 216V215H243ZM263 216H264V214H263ZM50 218H51V216H49ZM116 218H117V216H115ZM115 217H113V218H115ZM120 217H122L123 218V216H120ZM120 217H119V219H120ZM139 217V216H138ZM141 217V216H140ZM153 217H155V216H153ZM157 217V216H156ZM183 217H184V215H183ZM182 217V218H183ZM191 217H192V215H191ZM203 217V216H202ZM201 217V218H202ZM218 218H219V215L217 216ZM237 217V216H236ZM241 217V216H240ZM250 217V216H249ZM254 217H255V215H254ZM258 217V216H257ZM261 217V216H260ZM57 218V217H56ZM62 218V217H61ZM61 218H60V220H61ZM115 218V219H116ZM125 218V217H124ZM143 218H145V217H143ZM168 218V217H167ZM176 217H174V219H175ZM194 218V220H196ZM204 218H206V217H204ZM212 218V216L210 217V219ZM222 218V217H221ZM224 218V219H225ZM234 219H235V217H233ZM244 218H246V217H244ZM52 219V218H51ZM112 219V218H111ZM128 219V218H127ZM134 219V218H133ZM133 219H132V221H133ZM139 219V218H138ZM150 219V218H149ZM154 219V218H153ZM156 219V218H155ZM174 219H172L173 221H174ZM177 219V218H176ZM178 219H179V217H178ZM208 219V218H207ZM209 219V220H210ZM230 219V218H229ZM232 219V218H231ZM233 219V220H234ZM54 219H52V221H53ZM126 220V219H125ZM145 220V219H144ZM152 220V219H151ZM157 220H158V218H157ZM168 220V219H167ZM183 220V219H182ZM193 220V218H192V225H194L195 224V222H193L194 221ZM238 220V219H237ZM258 220H259V217H258ZM261 220V219H260ZM262 220H264L263 219V217H262ZM55 221V220H54ZM112 221H114L113 219H112ZM116 221L118 222V220L116 219ZM115 221V222H116ZM136 221V220H135ZM139 221V220H138ZM150 221V220H149ZM184 221H186L185 220V218H184ZM219 221H221L220 219H219ZM56 222V221H55ZM58 222V224H59V222H62V221H57ZM56 222V223H57ZM101 222V221H100ZM122 222H124V220H122ZM130 222V221H129ZM128 222V223H129ZM148 222V221H147ZM146 222V223H147ZM152 222H153V220H152ZM152 222H150V224L152 223ZM155 222V221H154ZM153 222V224H155ZM167 222H170V221H167ZM175 222V221H174ZM176 222H177V220H176ZM178 222H180V220L178 221ZM177 222V223H178ZM183 222V221H182ZM188 222V221H187ZM198 222H199V218H198ZM202 223L204 222V220L203 221H201ZM206 222V221H205ZM204 222V223H205ZM212 222H214V221H212ZM212 222H210V224L212 223ZM218 222V221H217ZM232 222H234V221H232ZM240 222V221H239ZM243 222V221H242ZM49 223H52V222H49ZM114 223V222H113ZM119 223H120V221H119ZM118 223V224H119ZM125 223H126V221H125ZM133 223V222H132ZM132 223H130V224H132ZM139 223V222H138ZM181 223V222H180ZM185 223V222H184ZM183 223V224H184ZM194 223V224H193ZM201 223V224H202ZM207 223V222H206ZM245 223V222H244ZM53 224V223H52ZM103 224V223H102ZM106 224V223H105ZM112 224V223H111ZM110 224V225H111ZM117 224V225H118ZM121 224V223H120ZM119 224V225H120ZM148 224V223H147ZM174 224V223H173ZM190 224V223H189ZM196 224H197V221H196ZM209 224V225H210ZM232 224V223H231ZM261 224V223H260ZM8 225V226H7ZM39 225V226H38ZM54 225V224H53ZM107 225V224H106ZM117 225H115V226H117ZM127 225V224H126ZM126 225H124V224H122V226H125V227H127ZM139 225V224H138ZM143 225V224H142ZM141 225V226H142ZM146 225V224H145ZM167 225H169L168 223H167ZM170 225H171V222H170ZM180 225V224H179ZM181 225H182V223H181ZM185 225H187L186 223H185ZM198 225H200V224H198ZM203 225V224H202ZM202 225H200V227H203ZM58 226H60V225H58ZM103 226V225H102ZM121 226V225H120ZM120 226H119V228H120ZM131 226V225H130ZM147 226V225H146ZM150 226V225H149ZM152 226V225H151ZM157 225H155L154 227H156ZM176 226V225H175ZM175 226H173V227H175ZM196 226V225H195ZM205 226H208V225H206L205 224ZM231 226V225H230ZM236 226H237V224H236ZM240 225H238V227H239ZM255 226V225H254ZM16 227V226H15ZM71 227V226H70ZM112 227V226H111ZM124 227V228H125ZM142 227H144V225L142 226ZM178 227V226H177ZM182 227V226H181ZM187 227H188V225H187ZM200 227H198L197 226V228H200ZM209 227H211V225L209 226ZM64 228V227H63ZM114 228V227H113ZM123 228V227H122ZM122 228H121V230H122ZM137 228V227H136ZM139 228V227H138ZM148 228V227H147ZM157 229H158V227H156ZM170 228H172V226L170 227ZM195 228V227H194ZM203 228H205V227H203ZM222 228V227H221ZM242 228L243 227H241V230H242ZM245 228H247L248 230H249V228L248 227H245ZM259 228H261V227H259ZM115 229V228H114ZM114 229H112V230H114ZM116 229H117V227H116ZM126 229H128V228H126ZM135 229V228H134ZM141 229V228H140ZM145 229V228H144ZM159 229H160V227H159ZM158 229V230H159ZM162 229V230H163ZM167 229H168V227H167ZM174 229V228H173ZM182 229H183V227H182ZM181 229V230H182ZM184 229H185V226H184ZM183 229V230H184ZM206 229V228H205ZM204 229V230H205ZM208 229V228H207ZM213 229V228H212ZM236 229V228H235ZM234 229V230H235ZM62 230H65V229H62ZM108 230H110V228H108V226H107V229L106 230H104V231H108ZM124 230V229H123ZM129 230V229H128ZM150 230H152V229H150ZM162 230L161 231H158V232H162ZM163 230V231H164ZM169 230V229H168ZM179 231H181L180 229H178ZM183 230H182V232H183ZM208 230H211V229H208ZM207 230V231H208ZM215 230V229H214ZM240 230V228L238 229V231ZM244 230V229H243ZM242 230V231H243ZM131 231V233H133L132 232V230H130ZM134 231V230H133ZM144 231H146V230H144ZM143 231V232H144ZM155 231V230H154ZM153 231V232H154ZM178 231V232H179ZM196 231H198V229H196ZM195 231V232H196ZM202 231H203V229H202ZM206 231V230H205ZM204 231V232H205ZM0 232V234H2ZM45 232V234L44 235H46V230L44 231ZM59 232H60V230H59ZM64 232V231H63ZM142 231H140V233H141ZM148 232V231H147ZM147 232H146V235H147ZM152 232V231H151ZM157 232V233H158ZM164 232H166V231H164ZM221 232H223V231H221ZM225 232V231H224ZM252 232H254V231H252ZM251 232V233H252ZM259 232H261V231H259ZM106 233V232H105ZM114 232H112V234H113ZM136 233H137V231H136ZM138 233H139V231H138ZM167 233V234H166ZM165 234H163L162 236L160 235H157V236H159L156 240H154V242L152 241V242H144V244H141V246L140 245H138V246H140V248H139V251L137 252V259H135V260H137L138 262H137V264H143V263H145L146 261V264H205V262L204 261H200L201 260V258H200V260L198 261V260H195L194 258H197V257H193V256H191L190 254H193V253H191L190 252V257L189 256H187L186 255V253H185V255H184V251H185V248H184V246H183V243L179 240V237L177 236H175L176 234H174L175 232L174 231H172V229H171V231L169 230L168 232H166ZM188 233V232H187ZM186 233V234H187ZM190 233H191V230H190ZM189 233V234H190ZM194 232H192V234H193ZM197 233V232H196ZM196 233H194V234H196ZM201 233V232H200ZM200 233H199V235H200ZM212 233V232H211ZM215 233V232H214ZM218 233V232H217ZM227 233V232H226ZM239 233V232H238ZM242 233V232H241ZM251 233H250V237L249 238H251L252 236H251ZM66 234V233H65ZM68 234V233H67ZM101 234V233H100ZM110 234V233H109ZM134 234V233H133ZM141 234H143L144 235V233H141ZM151 234V233H150ZM161 234V233H160ZM182 234V233H181ZM185 234V235H186ZM191 234V235H192ZM224 234V233H223ZM244 234V233H243ZM8 235V236H7ZM21 235V234H20ZM62 235H64V234H61V236ZM114 235H116V234H114ZM129 235H130V233H129ZM137 235V234H136ZM199 235H195V237L197 236V237H199ZM207 235V234H206ZM209 235V234H208ZM215 235V234H214ZM218 235V234H217ZM225 235V234H224ZM260 235V234H259ZM262 235H264V234H262ZM7 236V237H6ZM17 236H19V235H17ZM46 236H48L49 237V235H46ZM60 236V235H59ZM68 236H69V234H68ZM131 237H130V239L132 238V235H130ZM139 236H140V234H139ZM150 236V235H149ZM148 236V237H149ZM154 236V235H153ZM180 236V238H181V235H179ZM189 236V239H188V237H187V235H186V238L188 239V240H190V235H188ZM226 236V235H225ZM224 236V237H225ZM244 236V235H243ZM248 236V235H247ZM254 236H255V233H254ZM253 236V237H254ZM41 237H42V235H41ZM44 237V236H43ZM42 237V238H43ZM47 237V239H49ZM64 237V236H63ZM62 237V238H63ZM66 237V236H65ZM64 237V238H65ZM120 237V236H119ZM127 237H128V235H127ZM134 237V236H133ZM146 237V236H145ZM184 237V236H183ZM194 237V238H195ZM201 237V236H200ZM206 237V236H205ZM216 237V236H215ZM219 237V236H218ZM232 237V236H231ZM257 237V236H256ZM255 237V238H256ZM17 238V237H16ZM113 238V237H112ZM116 238V237H115ZM136 237H134L133 239H135ZM137 238H138V236H137ZM141 238H142V236H141ZM140 238V239H141ZM154 238V237H153ZM153 238H152V240H153ZM194 238H193V240H194ZM204 238V237H203ZM207 238V237H206ZM227 238H229L228 236H227ZM235 238V237H234ZM233 238V239H234ZM258 238H259V236H258ZM60 239V238H59ZM109 239V240H108ZM123 239H127V238H122L121 239V241L123 240ZM128 239H129V237H128ZM127 239V240H128ZM129 239V240H130ZM139 239V240H140ZM146 239V238H145ZM144 239V240H145ZM150 239V238H149ZM155 239V238H154ZM197 239V238H196ZM201 239V238H200ZM242 239H244V238H242ZM254 239V238H253ZM260 239V238H259ZM258 239V240H259ZM264 239V238H263ZM34 240H35V238H34ZM65 240V241H64ZM138 240V241H139ZM188 240H186V241H188ZM198 240V239H197ZM203 240V239H202ZM229 240V239H228ZM238 240V239H237ZM245 240V242L244 243H241L242 242V240L240 241V244H239V246H238V248H236L238 251H237V253H236V250H235V255H233V259H232V257H228V256H230L231 254H224L225 256H227L229 259L231 258V260H234L233 262L235 263H238V264H264V242H262V239H260L261 240V242L263 243V244H261V242L260 243H254L253 242V240L252 239H248V238H246V239H244ZM254 240H256V239H254ZM59 241V240H58ZM117 241V240H116ZM115 241V242H116ZM135 241H137V240H135ZM150 241V240H149ZM182 241H183V238H182ZM196 241V240H195ZM209 241V240H208ZM214 241H216V240H214ZM38 242V241H37ZM42 242V241H41ZM60 242V241H59ZM118 242V241H117ZM143 242V238H142V240H141V243ZM190 242H193V241H190ZM197 242V241H196ZM201 242V241H200ZM199 242V243H200ZM229 242V241H228ZM232 242V241H231ZM237 242H239V241H237ZM0 243L2 244V240L0 239ZM130 243V242H129ZM132 243H134V242H132ZM187 243H189V242H187ZM195 243V242H194ZM193 243V244H194ZM234 242H232V244H233ZM13 244V243H12ZM12 244L10 245V246H12ZM36 244V243H35ZM46 244H48V243H46ZM51 245H52V243H50ZM119 245H121L120 243H118ZM136 244H140V243H138V242H136ZM192 243H190L189 245H191ZM202 244V243H201ZM223 244H224V242H223ZM225 244H226V242H225ZM230 245H231V243H229ZM24 245V244H23ZM59 245V244H58ZM128 245V244H127ZM126 245V246H127ZM185 245V244H184ZM205 245V244H204ZM207 245V244H206ZM210 245V244H209ZM215 245H216V243H215ZM238 245V244H237ZM3 246V245H2ZM46 246H48V245H46ZM50 246V245H49ZM126 246H124L125 248H126ZM130 246V245H129ZM134 246V245H133ZM137 246V245H136ZM138 246H137V248H138ZM193 246V245H192ZM192 246H190V247H192ZM211 246V245H210ZM225 246V245H224ZM231 246H235V245H231ZM4 248H6L8 251H6V250H4V248L2 249V251L4 250V252H7L6 254H4V253H1L0 252V264H9V262H13V261H15L16 259H18L17 257V255H19V256H21V257H23L24 259H26L27 257L29 258V256H27L28 255V251L26 250V252H23V253H21V254H19V250H17V248H16V250L14 249V250H10V249H8L7 247H6V245H4L3 246ZM25 247V246H24ZM51 247H53V246H51ZM117 247V246H116ZM187 247H189V246H187ZM202 247H204L205 249H206V247L208 248V246H201V248ZM212 247V246H211ZM232 247V248H233ZM1 248V247H0ZM26 248V247H25ZM56 248V247H55ZM120 248V247H119ZM124 248V249H125ZM210 248V247H209ZM208 248V250H211V249H209ZM216 248V247H215ZM219 248H223V246L221 247V245H220V247ZM218 248V250H220ZM226 248H229V247H227V244H226ZM225 248V249H226ZM21 249V248H20ZM24 249V248H23ZM31 249V248H30ZM30 249H28L29 251H32V250H30ZM49 249V248H48ZM118 249V248H117ZM127 249H128V247H127ZM190 249V248H189ZM224 249V248H223ZM229 249H231V247L229 248ZM240 249H242L240 252H239V250ZM252 249V250H251ZM1 250V249H0ZM51 250V249H50ZM49 250V251H50ZM53 250V249H52ZM80 250H82L83 251V253L82 252H80ZM129 250V249H128ZM198 249H196V251H197ZM207 250V249H206ZM207 250V252H209ZM227 250V249H226ZM244 250H246L245 252H246V255H244L245 254V252H243ZM258 250H260V251H258ZM34 252H35V250H33ZM42 251V250H41ZM48 251V250H47ZM113 251H116V252H114L113 253ZM123 251V250H122ZM187 251V250H186ZM199 251V250H198ZM197 251V252H198ZM202 251V250H201ZM201 251H199L200 252V255H201ZM233 251V250H232ZM252 251V252H251ZM37 252V251H36ZM35 252V253H36ZM40 252V251H39ZM129 252V251H128ZM127 251H126V253L127 254H130V253H128ZM198 252V253H199ZM220 252L222 253V251L220 250ZM225 252V250H223V253ZM242 252L244 253V254H242ZM251 252V253H250ZM34 253V255H37L38 254V252H37V254H35ZM132 253V252H131ZM194 253H196V252H194ZM213 253H215V250H214V252ZM230 253V252H229ZM254 253V254H253ZM40 254H41V252H40ZM134 254V253H133ZM205 254H208V253H205ZM210 255L212 254V253H209ZM209 254H208V256H207V258L209 257ZM216 254H218V253H216ZM114 255V256H115ZM31 256V255H30ZM43 256H41L42 258H43ZM127 256V255H126ZM196 256V255H195ZM202 257H203V254L201 255ZM217 256V255H216ZM219 256V255H218ZM33 257V256H32ZM198 257H199V255H198ZM211 257H213V256H211ZM211 257L209 258V260L211 259ZM246 257V258H245ZM12 258H15V260L14 259H12ZM34 258V257H33ZM133 258V257H132ZM214 258H216V257H214ZM222 258V257H221ZM221 258H220V260H221ZM118 259V258H117ZM116 259V260H117ZM128 259V258H127ZM217 259V258H216ZM225 259V258H224ZM120 261H121V259H119ZM126 260V259H125ZM131 260V259H130ZM130 260H128V261H130ZM207 260V259H206ZM218 260V259H217ZM227 260V259H226ZM230 260V261H231ZM123 261H124V259H123ZM149 261V262H148ZM212 261V263H217V262H213V260H211ZM221 261H223V260H221ZM220 261V262H221ZM126 262H127V260H126ZM227 262V261H226ZM125 263V262H124ZM222 263V262H221ZM225 263V262H224ZM223 263V264H224ZM231 263H232V261H231ZM230 263V264H231ZM11 264V263H10ZM31 264H33V262L31 263ZM131 264H133V263H131ZM135 264V263H134ZM208 264H210L209 262H208ZM227 264V263H226Z\"/></svg>",
    "mask_w": 264,
    "mask_h": 264
}]
</instances>
